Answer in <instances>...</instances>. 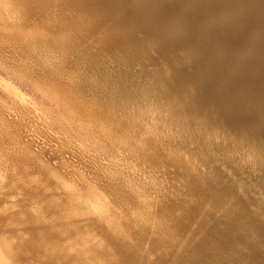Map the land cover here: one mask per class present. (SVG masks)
<instances>
[{"label":"clouds","instance_id":"9594fccd","mask_svg":"<svg viewBox=\"0 0 264 264\" xmlns=\"http://www.w3.org/2000/svg\"><path fill=\"white\" fill-rule=\"evenodd\" d=\"M57 2L66 5L65 16L74 17L82 27L54 36L47 34L45 43L54 55L22 61L0 53V108L10 114V120L22 114L51 116L54 112L62 124L61 134L78 158L72 174L53 173L52 178L60 185L57 190L84 218L94 220L123 245L138 247L145 234L149 240L179 243L175 261L190 238L195 248L204 233L193 236L194 224L181 239L174 224L158 215L168 181L166 170L157 161L182 159L198 175L197 169H206L197 158L206 161L211 157L254 175L264 174V138L221 126L214 115L200 109L194 95H181L162 80L145 79L139 65L127 78L99 71L84 51L97 39L88 30L86 14L74 10L76 0ZM77 44L79 48L70 55L68 50ZM29 64L47 75L33 72ZM165 76H170L166 65ZM6 82L18 85L26 94L23 105L2 91ZM13 159L15 145L5 144L0 137V165L5 169L0 172V190L7 182L6 169ZM66 181L75 185L77 192H66ZM97 195L119 221L122 232L109 228L92 212L90 204ZM218 196V191L209 190V198L201 201V216L213 213L217 220L237 227L243 221L237 219L235 198L224 197L218 202ZM5 208L9 206L5 204L0 212L4 213ZM260 218L264 220V215ZM9 227L0 228V264H95L98 260L121 264L117 250L98 233L106 244L103 250L95 244L83 249L64 241L45 248L44 255L38 251L34 255L39 244L27 233L8 231ZM148 248L145 243L144 251Z\"/></svg>","mask_w":264,"mask_h":264},{"label":"bare ground","instance_id":"6f19581e","mask_svg":"<svg viewBox=\"0 0 264 264\" xmlns=\"http://www.w3.org/2000/svg\"><path fill=\"white\" fill-rule=\"evenodd\" d=\"M129 2H130V0H128ZM133 1H135V0H133ZM141 1H143V0H141ZM183 1V0H182ZM184 1H186V0H184ZM196 1V0H195ZM198 1V0H197ZM196 1V2H197ZM229 1H232V0H229ZM239 1V0H238ZM129 2H128V4H129ZM146 2V3H145ZM187 2V1H186ZM185 2V3H186ZM190 2V1H189ZM189 2H187V3H189ZM191 2L192 3H194L192 0H191ZM204 2H205V0H204ZM223 2H227V0L226 1H224L223 0ZM153 3V4H152ZM187 3H186V5H183L182 7L184 8V6L186 7L187 6ZM235 3H236V1H235ZM242 3V2H241ZM240 3V4H241ZM205 4V3H204ZM222 4H224V3H221V5ZM226 4V3H225ZM232 4H234V1H233V3H230V5H232ZM236 4H239V3H236ZM240 4L238 5V6H240ZM126 5V6H125ZM198 5H200V4H198ZM188 6H190V4H188ZM192 7L194 6V5H191ZM190 6V7H191ZM200 6H202V5H200ZM199 6V7H200ZM223 6V5H222ZM227 6H229V3L227 4ZM233 6L234 5H232L231 6V8H233ZM236 7H237V5H235ZM73 8H74V10L76 11V12H79V13H82V14H86V16H87V18H88V22H89V24H90V27H89V31L92 33V35L93 36H96L97 37V39L96 40H94L93 41V43L92 44H89L88 45V47L84 50L86 53H87V55L89 56V59L91 60V61H93V63H94V65L98 68V70L99 71H104V70H108L109 72H111V73H113L114 74V76L115 77H120V78H127V77H130L131 75H130V69H133L132 67H133V65H134V63L136 62L135 61V59L136 60H139V58L141 57V55H139L138 57V59L135 57V59H134V54L137 52V50H139L140 52H141V54L143 55V53H144V49H147L146 51H156V50H158V49H156L157 47V44H155L154 46H152V43L151 44H148V45H144V48H143V46H140V44L138 45V39H140V40H142V36H143V39L144 38H146V36H144V33H146V32H153V30H155V29H150V30H146L145 32L143 31V28H150V27H154L155 25H157V23H158V25H160L159 23L161 22V20H163V19H166V10H164V5H163V3H162V1L161 0H155V1H151V2H149V0L148 1H146V0H144V2H143V4L142 3H138V2H136L135 1V4H133L132 3V6H127V2H126V0H76V3L72 6ZM195 7H196V5H195ZM194 7V8H195ZM225 7V6H224ZM66 8H67V6L66 5H62V4H59L58 2H57V0H0V53H4L5 51H7V52H5V53H10L12 56H15V55H13V54H16L17 55V57H18V59H20V57L22 56L23 57V55L25 56V58L23 57V59H26L25 61H28V60H30V59H32V58H34L35 56H37V55H54V50L53 49H51V48H49V47H47V45H46V43H45V41L49 38L48 37V35L47 34H49V35H58V34H61V33H63V32H65V31H70V30H77L78 28H80V27H82L81 25H79V22L78 21H76L75 20V18L74 17H68V16H65V12H66ZM133 8L135 9V10H133ZM139 8V9H138ZM182 8V9H183ZM196 8H198V6L196 7ZM195 8V9H196ZM226 8V7H225ZM132 9V10H131ZM138 9V11L136 12V10ZM181 9V10H182ZM199 9V8H198ZM197 9V10H198ZM239 10V9H238ZM143 13H142V12ZM232 11H234V10H232ZM129 12H130V14H129ZM217 12V11H216ZM242 11H240V12H238V15L241 13ZM244 13V12H243ZM243 13H241V15L242 16H244V14ZM246 13V12H245ZM217 15H215L216 17H218V13H216ZM247 14V13H246ZM138 15H140V16H138ZM220 15H222L221 13H220ZM219 15V16H220ZM230 15V14H229ZM237 15V14H236ZM237 15V16H238ZM240 15V16H241ZM127 16H128V19H130L131 20V24H129V23H127L128 22V20H127ZM235 16V15H234ZM236 16V18H238ZM242 16H241V18H242ZM130 17V18H129ZM221 17V16H220ZM227 17V15L226 16H224L223 15V18H226ZM230 17V16H229ZM245 18H243V19H245V21H247L246 20V16H244ZM222 18V19H223ZM228 18V17H227ZM240 18V17H239ZM238 18V19H239ZM241 18L239 19V20H237L235 23L237 24V25H239L238 23H240V22H242V21H240L241 20ZM168 19V18H167ZM231 19V18H230ZM242 19V20H243ZM218 20H219V18H218ZM221 20V19H220ZM232 20V19H231ZM235 20V18L232 20V22ZM127 21V22H126ZM165 21V20H164ZM225 21H229V19L228 20H225ZM124 22H126L125 24H124ZM130 22V21H129ZM172 22V21H171ZM227 22H225L226 24H228ZM165 23H166V21H165ZM169 24H170V22H168ZM174 24L176 23V21L175 22H173ZM173 23H171V25L169 26V27H171L172 28V26L174 27L175 25H173ZM229 23H231V21L229 22ZM243 23H245V22H243ZM243 23L241 24V25H243ZM248 23V22H247ZM124 24V25H123ZM155 24V25H154ZM162 24V23H161ZM167 24V23H166ZM169 24H167V25H169ZM235 24V25H236ZM158 25H157V27H158ZM229 25V24H228ZM231 25H233L232 23H231ZM163 26V25H162ZM210 26L211 25H209L208 26V28H210ZM143 27V28H142ZM167 27V26H166ZM203 27V26H202ZM202 27H201V29H202ZM242 27V26H241ZM240 27V28H241ZM244 27V26H243ZM165 28V27H164ZM177 28V27H176ZM175 28V29H176ZM179 28V27H178ZM205 28V27H204ZM203 28V29H204ZM208 28H207V30H208ZM232 28H234V29H237L234 25H233V27ZM231 28V29H232ZM238 28H239V26H238ZM240 28H239V30H240ZM157 29V28H156ZM169 28H166V31L168 30ZM173 29V28H172ZM200 29V30H201ZM212 29V28H211ZM152 30V31H151ZM174 30V29H173ZM173 30H168V34L166 33V31H164V32H162V34H161V37L160 36H157V37H160L159 38V40L157 41V42H161L162 43V46L160 45V49H163L161 52L165 55V54H167V52L169 51H172L171 50V46H170V43H169V41L171 42V40H168V36L170 35H172L171 34V32L173 31ZM233 30V29H232ZM37 31V32H36ZM162 31H163V29H162ZM180 31V30H179ZM211 31V30H210ZM209 31V32H210ZM235 31V30H234ZM160 31H158V33L157 34H155V33H153V34H155V35H158V34H160L159 33ZM177 31H175L174 32V34L176 33ZM233 32V31H232ZM236 32H237V34H238V31L236 30ZM240 32H241V30L239 31V34H240ZM46 33V34H45ZM178 33V32H177ZM181 33V32H180ZM201 33V32H200ZM208 33V32H207ZM234 33V32H233ZM143 34V35H142ZM148 33H146V35H147ZM182 34V33H181ZM210 34V33H209ZM236 35V34H235ZM242 35V34H241ZM240 35V36H241ZM153 36V35H152ZM169 36V37H170ZM173 36V35H172ZM175 37L177 36L176 34L174 35ZM179 36V35H178ZM186 37H187V35H185ZM240 36H239V38L238 39H240ZM156 37V38H157ZM202 37V36H201ZM200 37V38H201ZM242 37V36H241ZM180 38V37H179ZM194 38V37H193ZM209 38H212V37H209ZM208 38V39H209ZM148 39H149V37H148ZM161 39V40H160ZM174 39V38H173ZM177 39V38H176ZM180 39H182V38H180ZM180 39H178V40H180ZM205 39H206V37H205ZM222 39V38H221ZM223 39H225V38H223ZM241 39H243V37L241 38ZM139 40V41H140ZM147 40V39H146ZM195 40L196 39H194V42H195ZM199 40H201V39H199ZM210 40V39H209ZM208 40V41H209ZM228 40V39H227ZM226 40V43L225 44H227V41ZM237 39H235V41H236ZM175 41V40H174ZM173 41V42H174ZM183 41H185V40H183ZM182 40H181V42H183ZM189 41V40H188ZM207 41V42H208ZM213 41V40H212ZM214 41H217V40H214ZM213 41V43H215ZM220 41H223V40H220ZM225 41V40H224ZM231 41V40H230ZM242 41V40H241ZM143 42V41H142ZM173 42H171V44H174ZM176 42V41H175ZM179 42V41H178ZM175 43L176 45H179V43H181V42H179V43ZM193 41H191V42H189L191 45H193V43H194ZM199 42H201V41H199ZM233 42V41H232ZM232 42H231V44H232ZM236 42H238V40L236 41ZM236 42H235V44H236ZM81 43H83V41H81ZM144 43V42H143ZM146 43H148V40L146 41ZM150 43V42H149ZM165 43V44H164ZM224 43V42H223ZM222 43V44H223ZM229 43V42H228ZM245 43H246V41H245ZM248 43V42H247ZM145 44V43H144ZM183 44H185V43H183ZM216 44L218 45V43L216 42ZM215 44V45H216ZM241 44V43H240ZM243 44V43H242ZM249 44V43H248ZM247 44V45H248ZM158 45H159V43H158ZM182 45V44H181ZM181 45H180V47L179 48H183L184 47V45H183V47H181ZM188 45V44H187ZM202 45V44H201ZM215 45H212V47L213 46H215ZM221 45V44H220ZM224 45V44H223ZM222 45V47H224ZM239 45V44H238ZM252 45V44H251ZM174 45H172V47H173ZM200 46V45H199ZM226 47L228 46V45H225ZM229 46H230V44H229ZM233 46V44L231 45V47ZM241 45H239V46H237V48H238V50L237 51H239V47H240ZM243 46V45H242ZM242 46H241V48H242ZM246 46V45H245ZM147 47V48H146ZM178 47V46H177ZM187 47V46H186ZM193 47H194V45H193ZM196 47V46H195ZM218 47V46H217ZM219 47H221V46H219ZM249 47V46H248ZM251 47V46H250ZM254 47V46H253ZM76 48H79V44H77V45H75L74 47H72V48H70L69 50H68V52H69V54L70 55H74L75 54V50H76ZM159 48V47H158ZM200 48V47H199ZM198 48V49H199ZM216 48V47H215ZM240 48V49H241ZM256 48V47H255ZM29 49H30V51L31 52H29ZM173 49V48H172ZM193 49V48H192ZM196 49V48H195ZM219 49V48H218ZM229 49V48H228ZM228 49H227V51H228ZM235 49H236V45H235ZM182 50V49H181ZM181 50H178V51H181ZM184 50V49H183ZM197 50V49H196ZM211 50H213V49H211ZM220 51H221V48L219 49ZM217 51V49H216V52L215 53H217L218 52V54H220L219 52L220 51ZM223 50H226V49H224L223 48ZM230 50V49H229ZM242 50V49H241ZM240 50V51H241ZM145 51V52H146ZM165 51H167L166 53H165ZM199 51H201V50H199ZM239 51V52H240ZM152 52V53H153ZM161 52H159V55H160V53ZM174 52V51H173ZM184 53H185V50L183 51ZM212 52V51H211ZM214 52V51H213ZM212 52V53H213ZM225 52V51H224ZM231 52H232V50H231ZM233 52H234V50H233ZM232 52V53H233ZM247 52V51H246ZM246 52H244L243 51V53H245L246 54ZM251 52H252V49H251ZM156 53V52H155ZM172 53V52H171ZM170 53V54H171ZM175 53V52H174ZM177 53V52H176ZM188 53V52H187ZM214 53V55L215 56H217L216 54ZM235 53L237 54V55H239L237 52H234L233 54H234V56H236L235 55ZM249 52H247V54H248ZM138 53H136V55H137ZM140 54V53H139ZM151 54V53H150ZM154 54V53H153ZM191 54V53H190ZM211 54V53H210ZM226 54V53H225ZM240 54H242V53H240ZM246 54V55H247ZM253 54H254V52H253ZM148 55V54H147ZM157 55V54H156ZM174 55V54H173ZM177 55H180V54H177ZM176 55V56H177ZM184 55V54H183ZM182 55V56H183ZM187 55H189V54H187ZM200 55V54H199ZM214 55H212V57L214 56ZM229 55V54H228ZM251 55V54H250ZM249 55V56H250ZM153 56V58H154V55H152ZM151 56V57H152ZM161 56V55H160ZM170 56H172V55H170ZM185 56V55H184ZM194 56V55H193ZM202 55H200V56H198V57H201ZM214 56V57H215ZM219 56V55H218ZM217 56V57H218ZM225 56V55H224ZM223 56V57H224ZM231 56V55H230ZM240 56H242V55H240ZM150 57V58H151ZM162 57H163V55H162ZM161 57V58H162ZM166 59L169 57V55L168 56H164ZM178 57V56H177ZM181 57V56H180ZM187 57V56H186ZM189 57H192L191 55L189 56ZM187 58V59H190V58ZM194 57H197V54L194 56ZM197 57V58H198ZM211 57V56H210ZM222 58V56H219L218 58ZM229 56H227V57H225L227 60L229 59V58H231V57H229ZM237 57V56H236ZM236 57H233V59L235 58L236 59ZM15 58H16V56H15ZM14 58V59H15ZM158 58H159V56H158ZM158 58L156 57V60H157V62H158ZM161 58H159V59H161ZM171 58V57H170ZM196 58V59H197ZM225 58L223 59V60H225ZM17 59V58H16ZM22 59V60H23ZM144 59V58H143ZM143 59H141V60H143ZM166 59H164V60H166ZM193 58H191L190 60H192ZM195 59V58H194ZM194 59H193V61H194ZM198 59H200V58H198ZM242 59V58H241ZM171 60V59H170ZM186 60V59H185ZM185 60H184V62H185ZM231 60V59H230ZM134 61V62H133ZM140 61V60H139ZM139 61H138V63H137V65L139 64ZM155 61V60H154ZM161 61V60H160ZM168 61V60H167ZM196 62H197V64L196 65H199V64H202V62L200 61V63L198 64V61L199 60H195ZM194 61V62H195ZM237 61H239V60H237ZM243 60H241V62H242ZM132 62H133V65H132ZM141 62H143V61H141ZM153 61H152V59H151V63H152ZM189 62V61H188ZM193 62V64L195 65V63ZM227 62V61H226ZM231 62H233L232 60H231ZM234 62H235V60H234ZM136 63H135V65H136ZM150 63V60L148 61V64ZM154 63L155 64H157L156 66L154 65ZM161 63L162 62H160V65H161ZM163 63H164V61H163ZM162 63V64H163ZM171 63V64H170ZM170 65H172V62L170 61ZM183 63V62H182ZM192 63V62H191ZM190 63V64H191ZM221 63H223V62H221ZM220 63V64H221ZM229 63H230V61L228 62V63H226V64H228L229 65ZM158 64L159 63H156V62H153V64H151V65H154V67H155V69H154V67L152 68V66L151 67H149V68H151L152 70L150 71V69H149V71H148V68H147V71L151 74V75H149V76H151V78H153V80H161L162 79V81H163V78L160 76V75H162V74H160V71L162 70L161 68H159L158 67ZM165 64V63H164ZM167 64H168V62H167ZM169 64H168V70H169ZM178 64V63H177ZM205 64V63H204ZM204 64H202L203 66H205V68H206V66H209L210 64L209 63H207L206 65H204ZM219 64V65H220ZM223 64H225V62L223 63ZM225 64V65H226ZM231 64V63H230ZM233 64V63H232ZM236 64H237V62H236ZM241 63H239L238 64V66L240 65ZM189 65V64H188ZM195 65V66H196ZM224 65V66H225ZM234 65V64H233ZM233 65H230L231 67H233ZM243 65H245V63L244 64H242V66ZM29 67H31L32 68V71L34 72H38L39 73V75L41 74V75H47V73L46 72H41V69H40V67H33L32 65H28ZM132 66V67H131ZM139 66H141V67H143V65H140L139 64ZM150 66V65H149ZM167 66V65H166ZM173 66H174V63H173ZM172 66V67H173ZM179 66H181V65H179ZM195 66H194V68H195ZM202 66V67H203ZM223 65L221 66V67H224ZM241 66V67H242ZM135 68H136V66H134ZM160 67H162V66H160ZM176 67V66H175ZM174 67V68H175ZM178 67V66H177ZM197 67V66H196ZM201 67V68H202ZM220 67V66H219ZM226 67V66H225ZM235 67H236V65H235ZM240 67V66H239ZM241 67H240V69H241ZM161 69L160 71L159 70H157V69ZM164 68V67H163ZM171 68V67H170ZM180 68L182 69V67H179V70H180ZM197 68H199V67H197ZM209 68H210V66H209ZM216 68V67H215ZM214 68V69H215ZM227 69H228V67H226ZM230 68V67H229ZM237 68V67H236ZM244 68H246V67H242V70H244ZM165 69V68H164ZM177 69V68H176ZM183 69H184V66H183ZM182 69V70H183ZM188 69V68H187ZM187 69H186V71H187ZM212 69H213V67L212 68H210V70L212 71ZM213 69V70H214ZM225 69V68H224ZM258 69V68H257ZM262 69H264V68H262ZM141 70V69H140ZM144 70H146V69H144ZM171 70V69H170ZM172 70H173V68H172ZM198 71L200 70V69H197ZM196 69H192L191 71H187V73L185 74L187 77V79H188V82H189V80H190V84H191V80H195L196 82L199 80V79H202L201 77L199 78L198 76L199 75H197L198 73V71H197ZM218 70V69H217ZM220 70H222V69H220ZM226 70V69H225ZM234 70V68L231 70V72ZM238 70V69H237ZM261 70V69H260ZM132 71V70H131ZM143 71V70H142ZM142 71H141V73H142ZM164 71V70H163ZM176 71H178V70H176ZM219 71V70H218ZM227 71V70H226ZM240 70H238V72H239ZM245 71V70H244ZM133 72V71H132ZM131 72V73H132ZM148 72L146 73L147 74V76H148ZM205 72V71H204ZM207 72H209L208 71V68H207ZM222 72L224 73V71H221V73L219 74V75H221L222 74ZM235 72V71H234ZM237 71H236V73H238ZM37 73V74H38ZM143 73H145L144 71H143ZM170 73H172V72H170ZM180 73V72H179ZM182 73H183V71H182ZM202 74H204L203 72H201ZM211 73V72H210ZM242 73H244L243 71H241V74ZM138 74H140V73H138ZM208 75V79H211V80H213V77L211 78V76H209V73H207ZM213 74V73H212ZM228 74V73H227ZM164 75H165V71H164ZM173 75H174V77H176V78H178V76H176L175 75V73H173ZM181 75V74H180ZM205 75V74H204ZM203 75V76H204ZM211 75V74H210ZM228 75H230V74H228ZM228 75L227 76H225V78L226 77H228ZM231 75H233V74H231ZM231 75L228 77V78H231ZM234 75H237L236 76V78H238V75H240V74H234ZM262 75H264V74H262ZM154 76H158L157 78L155 77V79H154ZM171 76V75H170ZM201 76V75H200ZM255 76L256 75H254V76H252V77H254L253 79H256L255 78ZM144 77V76H143ZM181 77V76H180ZM206 77V76H205ZM221 77H222V75H221ZM146 78V77H145ZM148 78V77H147ZM146 78V79H147ZM170 78V77H169ZM169 78L168 79H166V80H168L169 81ZM176 78H174L175 80H177L178 81V79H176ZM182 78H183V74H182ZM185 78V77H184ZM189 78H191V79H189ZM233 78V77H232ZM240 78H241V75H240ZM240 78H239V81H242V80H240ZM244 78V77H243ZM248 78V77H247ZM249 78H250V76H249ZM248 78V79H249ZM259 78V77H258ZM261 78V77H260ZM262 78H264V77H262ZM180 79V78H179ZM203 79H204V77H203ZM222 79V78H221ZM235 79V78H234ZM180 80H183V79H180ZM185 80V79H184ZM205 80H207V78H205ZM205 80H202V81H200V83L202 82L203 83V81L205 82ZM219 80H220V78H219ZM222 80H224V79H222ZM222 80H221V82H222ZM245 80H246V78H245ZM257 80H259V79H257ZM262 80H264V79H262ZM171 82L173 81L172 79L170 80ZM194 81V82H195ZM215 81V83H216V81L217 80H213V81H211L212 83V88L214 87L213 85H214V82ZM237 81H238V79H237ZM249 81V80H248ZM250 81H251V78H250ZM254 81V80H253ZM253 81H252V83H253ZM256 81V80H255ZM254 81V83H258L259 82V84H260V81H256L255 82ZM163 82H165V83H167L165 80L163 81ZM182 82V81H181ZM185 82L186 83H188L186 80H185ZM195 82V83H196ZM210 82V81H209ZM220 82V81H219ZM224 82H226V81H224ZM244 82V81H243ZM174 83V82H173ZM176 83V82H175ZM186 83L184 84V86L186 85ZM193 83V82H192ZM199 83V81L193 86V88L195 87V86H197V84ZM200 83H199V86H197L198 87V89H199V87L200 88H202V90H200V91H198L197 93H199V94H196L198 97H199V100H197V102L198 101H202V100H204V101H206V100H208V102L210 101V103H211V99H213L214 97H215V95L217 94H215V92L214 91H216L217 90V86H216V84H215V87H216V90H214V91H212L211 90V92H213V94L214 95H211V92H208L207 90L209 89V87H207L208 85H211L210 83L208 84L207 83V81L205 82L206 84H208V85H206V84H204L203 83V85L202 86H200ZM218 83V82H217ZM241 83V82H240ZM245 83H247V81L245 82ZM251 83V85L253 86V84ZM262 83H264V81H262ZM262 83L259 85L260 87H261V85H262ZM171 84V83H170ZM179 84H181V83H179ZM179 84H175V85H179ZM190 84H188V86L190 85ZM239 84V83H238ZM7 85H8V83H7ZM12 85V84H11ZM172 85V84H171ZM170 85V86H171ZM175 85H173V86H175ZM193 85V84H192ZM204 85H206V87L208 88V89H206V91H204L203 90V88H205V86ZM220 85V84H219ZM223 85V84H222ZM224 85H226L225 83H224ZM223 85V86H224ZM244 85H246V84H244ZM251 85H247V86H250L251 87ZM255 85V84H254ZM257 85V84H256ZM255 85V87H257V89H259L258 88V86H256ZM14 86V88H15V84L13 85ZM18 86V85H17ZM16 86V87H17ZM182 86V85H181ZM237 87H238V85H236ZM239 86H240V84H239ZM5 87H6V84H5ZM5 87H3V89L5 88ZM176 87V86H175ZM183 87V86H182ZM186 87V86H185ZM192 87V86H191ZM196 87V88H197ZM210 87V88H211ZM214 87V88H215ZM219 87L220 86H218V89H219ZM226 87V86H225ZM228 88H229V85L227 86ZM241 87V86H240ZM245 87V86H244ZM10 88V85H9V87H8V89ZM12 88V87H11ZM171 88H172V86H171ZM189 88V87H188ZM188 88H187V90H185V91H189V93H191L190 92V90H188ZM196 88H194V90H196ZM213 88V89H214ZM228 88H225V89H228ZM242 89H243V87H241ZM3 89H2V91H3ZM16 89H19L18 91H20V88H15V89H13V91L14 90H16ZM174 89V88H173ZM176 89V88H175ZM178 90H180V89H182V88H180V86L177 88ZM183 89H185L184 87H183ZM182 89V90H183ZM189 89H192V88H189ZM221 89H223L224 90V87H221ZM236 89V88H235ZM235 89H233L234 90V92H236L238 89L240 90V88L238 87V89H236V91H235ZM256 89V90H257ZM262 89H264V87H262ZM5 90V89H4ZM10 90V89H9ZM6 91L5 93H7V92H9L10 93V91ZM246 90V89H245ZM245 90H242V91H245ZM261 90V89H260ZM184 91V92H185ZM197 91V90H196ZM226 91V90H225ZM224 91V92H225ZM231 91V90H230ZM254 91V90H253ZM258 91V90H257ZM262 91V90H261ZM15 92H17V91H15ZM176 92H177V90H176ZM182 93H183V91H181ZM218 92H220V90L218 91ZM222 92V91H221ZM224 92H222V93H224ZM239 92V91H238ZM241 92V91H240ZM240 92H239V95H240ZM248 92V91H247ZM247 92L245 93V94H247ZM259 92V91H258ZM181 93V95H184V94H182ZM192 93L194 94V92H193V90H192ZM191 93V94H192ZM196 93V92H195ZM227 93H228V95H229V91L227 90ZM231 93H232V91H231ZM252 93H254V92H252ZM262 93H264V92H262ZM226 94V93H225ZM235 94V93H234ZM259 94H261L260 92H259ZM258 94V95H259ZM14 95V97H15V93L13 94ZM18 93H17V95H16V99H17V97H18ZM187 95V94H186ZM222 95V94H221ZM231 95V94H230ZM232 95H233V93H232ZM231 95V96H232ZM244 95V94H243ZM257 95V94H256ZM1 96V95H0ZM11 96H12V94H11ZM26 95H24V97H25ZM189 96H190V94H189ZM220 96V95H219ZM238 96V95H237ZM19 97H20V95H19ZM27 97V96H26ZM25 97V100L27 99ZM236 97V96H235ZM242 97V96H241ZM245 96H243V98H244ZM247 97L248 96H246L245 98L247 99ZM1 98V97H0ZM215 98H218V100L215 102V99H214V101H213V103L215 102V103H217L218 101H219V97H215ZM221 98V97H220ZM239 98H240V96H239ZM245 98H244V100H245ZM252 98H255V97H252ZM20 99V98H19ZM195 99H197L196 97H195ZM223 99H225V96L224 97H222V99L221 100H223ZM249 99V98H248ZM250 99H251V97H250ZM257 98H255V100H256ZM228 101V98H226L225 99V102H227ZM235 100V99H234ZM252 100V99H251ZM21 102H24L23 100H20ZM229 101H230V99H229ZM229 101H228V103H229ZM233 101V100H232ZM230 101V103H232V105H233V102H235V101ZM236 101H237V97H236ZM241 100H239V102H240ZM258 101V100H257ZM256 101V102H257ZM260 101V100H259ZM20 102V104L22 105V103ZM208 102H204L205 104L206 103H208ZM238 102V101H237ZM241 102H243V101H241ZM246 102V101H245ZM261 102H264V101H261ZM200 103V102H199ZM203 103V102H202ZM201 103V104H202ZM209 103V104H210ZM215 103L213 104L214 106H215ZM219 103V102H218ZM217 103V104H218ZM221 103V102H220ZM230 103H229V105H228V107L230 106ZM247 103L248 102H246V103H243V104H245V105H247ZM253 103H255V101L253 102ZM212 104V103H211ZM222 104V103H221ZM237 104V103H236ZM239 104V103H238ZM240 104H242V103H240ZM252 104V103H251ZM250 104V105H251ZM258 104V103H257ZM262 104V103H261ZM47 105V104H46ZM200 105V104H199ZM223 105V104H222ZM227 105V104H226ZM244 105V106H245ZM249 104H248V106H250ZM259 105V104H258ZM258 105H256L255 104V108L254 109H256L257 108V106ZM262 105H264V104H262ZM47 106H50V105H47ZM205 106V105H204ZM211 106V105H210ZM213 106V107H214ZM235 106V105H234ZM241 105H238V106H236V107H240ZM261 106V105H260ZM200 107V106H199ZM203 107V106H202ZM207 107H209V105L207 106ZM213 107H210V109L212 108L213 109ZM216 107V106H215ZM214 107V108H215ZM227 107V108H228ZM236 107H235V109H236ZM246 107V106H245ZM250 107H252V106H250ZM261 107H264V106H261ZM261 107H259L260 109H261ZM204 108H206V106L204 107ZM222 108H224V107H222ZM226 108V109H227ZM230 108V107H229ZM233 108V107H232ZM241 108V107H240ZM253 108V107H252ZM251 108V109H252ZM1 109V108H0ZM207 109V108H206ZM209 109V108H208ZM209 109V110H210ZM218 109V108H217ZM242 109V108H241ZM247 109V108H246ZM245 109V110H246ZM251 109H249L248 111H251ZM258 109V108H257ZM201 110H203L202 108H201ZM219 110V109H218ZM218 110H216V111H218ZM18 111H19V109H18ZM20 111H22V110H20ZM214 111V110H213ZM230 112H231V109L229 110ZM239 111V110H238ZM241 111H243L242 113H244V109H242ZM240 111V112H241ZM0 112H4V111H0ZM221 112V111H220ZM245 112H247V111H245ZM255 112V111H254ZM262 113H264V111H261ZM0 114V116H2L3 114ZM208 113H209V111H208ZM222 113V112H221ZM224 113V112H223ZM256 113H258V111L256 112ZM5 114V113H4ZM54 114V113H53ZM216 114V113H215ZM225 114V113H224ZM233 114V113H232ZM235 114V113H234ZM234 114L232 115V116H234ZM247 114V113H246ZM10 114H7V116H9ZM29 116H30V114H28ZM31 115H33V114H31ZM210 115V114H209ZM226 115V114H225ZM225 115H223V116H225ZM240 116L242 115V114H239ZM262 115H264V114H262ZM3 116H5L6 117V115H3ZM23 116L24 117H26L27 115H21V117L23 118ZM29 116H28V118L26 119L25 118V120L28 122V123H30V119H32L31 117H30V119H29ZM53 116V115H52ZM52 116H50V117H52ZM221 116V115H220ZM219 116V117H220ZM227 116V115H226ZM231 116V115H230ZM230 116H228V117H230ZM259 115H257V117H258ZM17 118L18 120H20V119H22V118ZM34 117H35V119H37L38 120V118H36V115H34ZM43 117V116H42ZM56 117V116H55ZM217 117H218V115H217ZM216 117V118H217ZM219 117L217 118V120L219 119ZM242 117H244V116H242ZM260 117V116H259ZM46 118H49L48 116L47 117H45V119ZM239 118V117H238ZM2 119H3V117H2ZM1 118H0V120L2 121L1 123H2V125H1V127L2 126H5V125H3V123H4V121L3 120H5V119H3L2 120ZM8 119V118H7ZM6 119V123H8L9 122V120H7ZM12 119H15L14 121L18 124V125H20L21 123H18L17 121L18 120H16V118H11V120ZM24 119V118H23ZM40 119V122H42L41 120H42V118L40 117L39 118ZM45 119H43V124L45 125V126H43L44 128L45 127H47V126H49V124H45ZM52 119V118H51ZM56 118H54V116H53V119L52 120H55ZM222 119H225V120H227V118H222ZM229 120L231 119V118H228ZM237 119V118H236ZM262 119V118H261ZM260 119V120H261ZM10 120V121H11ZM33 120V119H32ZM36 120V121H37ZM45 120V121H44ZM220 121H222L221 119H219ZM232 120H234V119H232ZM231 120V121H232ZM8 121V122H7ZM35 121V120H34ZM39 121V120H38ZM56 121V120H55ZM57 121H58V119H57ZM56 121V122H57ZM236 121V120H235ZM235 121H232L234 124H236V122ZM241 121V120H240ZM239 121V122H240ZM244 121V120H243ZM261 121H264V119H262ZM20 122V121H19ZM25 122V121H24ZM27 122H25L26 124H28ZM33 122V121H32ZM40 122H38L39 123V127H40V125H42ZM46 122H51L50 124V126H49V130H50V127L52 126V124H53V122L50 120H48L47 119V121ZM55 122V123H56ZM232 122H229V125H230V123L232 124ZM245 122V121H244ZM243 122V123H244ZM6 123H4V124H6ZM10 123H12V122H10ZM9 123V124H10ZM34 124H35V122H33ZM32 123V124H33ZM37 123V122H36ZM37 123V124H38ZM54 123V124H55ZM58 124H59V122H57ZM56 123V124H57ZM219 123V122H218ZM224 123V122H223ZM222 123V124H223ZM246 123H248V122H246ZM256 123V122H255ZM254 123V124H255ZM262 123V122H261ZM14 123H12L11 125H13ZM16 124V125H17ZM22 124H24L23 123V121H22ZM21 124V126L23 127V125ZM26 124H24V126L26 125ZM53 124V125H54ZM55 124V125H56ZM57 124V125H58ZM239 123H237V125H238ZM15 125V124H14ZM13 125V126H14ZM29 126H31V124H28ZM47 125V126H46ZM56 125V126H57ZM59 125H62L61 123L59 124ZM58 125V126H59ZM224 125H226V122H225V124ZM250 125V124H249ZM256 125V124H255ZM261 125V124H260ZM6 126L7 127H9L10 125H7L6 124ZM13 126H12V129L10 130V129H8V128H2L4 131H3V133L5 132V130L7 129V131H14L13 130ZM34 126V125H33ZM36 127H37V125H35ZM226 126H228V125H226ZM225 126V127H226ZM239 126V125H238ZM237 126V127H238ZM251 126V125H250ZM262 126H264V125H261V127ZM16 127V126H15ZM18 127V126H17ZM16 127V128H17ZM27 127V126H26ZM39 127H37V128H35V127H27L28 129H32V128H35V129H37L38 130V128ZM237 127H236V129H237ZM241 127V126H240ZM244 127V126H243ZM248 127V126H247ZM254 128H255V126H253ZM19 128H20V126H19ZM18 128V129H19ZM24 128V127H23ZM22 128V129H23ZM41 128V127H40ZM52 128V127H51ZM54 128V127H53ZM52 128V129H53ZM59 128V127H58ZM229 128V127H228ZM235 128V127H234ZM239 128V127H238ZM252 128V127H251ZM254 128H252V129H254ZM257 128V127H256ZM256 128H255V130H256ZM1 129V130H2ZM46 129H48V128H46ZM56 127L54 128V130H55V133H56ZM60 129V128H59ZM59 129H57L58 131V133H59ZM243 129V128H242ZM245 129H246V126H245ZM25 130V129H24ZM32 130H34V129H32ZM31 130V131H32ZM40 130V129H39ZM38 130V131H39ZM43 130V129H42ZM42 130L41 131H39V132H41L42 133ZM237 130H240V128L239 129H237ZM236 130V131H237ZM247 130H250V129H247ZM10 131H9V133H10ZM23 131V130H22ZM21 131V129H20V132H22ZM27 131V130H26ZM25 131V132H26ZM28 131H30V130H28ZM36 131V130H35ZM46 130L44 129V131L43 132H45ZM235 131V132H236ZM250 131H254V130H250ZM262 131H264V128H262ZM16 132H19V130L17 131V129H16ZM16 132H14L15 134H16ZM37 132V131H36ZM47 132H49L48 130H47ZM47 132H46V134H47ZM51 133H52V136L51 137H53L54 135L53 134H55L54 133V131L52 132V130L50 131ZM60 132H61V129H60ZM238 132V131H237ZM241 132H243V131H241ZM246 132V131H245ZM257 132V131H256ZM255 131H254V133H256ZM2 133V131L0 132V134ZM2 133V134H3ZM6 133V132H5ZM32 133H34V132H32ZM38 133V132H37ZM37 133H35V134H37ZM40 133V134H41ZM50 133V134H51ZM57 133V134H58ZM7 134H8V132H7ZM11 134V133H10ZM12 134H13V132H12ZM21 135L23 134L24 135V133L22 132V133H20ZM20 134H16L17 136L18 135H20ZM26 134V137H27V134H28V132L27 133H25ZM34 134V135H35ZM40 134H38L37 136H41ZM44 134V133H43ZM56 134V135H57ZM60 134V133H59ZM59 134L57 135V136H59ZM258 135H259V132L257 133ZM5 136H6V134H4ZM4 135H0V137L2 136V137H4ZM20 135V136H21ZM22 135V136H23ZM30 135H31V133H30ZM48 136H49V134H47ZM44 136V138H45V141L46 142H43V140L41 139V141L43 142H41L42 144H44V143H46V145L48 144V136ZM250 135H252V132H251V134ZM8 136V135H7ZM11 136H13V135H10V136H8V139L11 137ZM17 136H14V138L16 139L17 138ZM21 136V137H22ZM29 136V135H28ZM49 136V137H50ZM56 136V137H57ZM62 136V135H61ZM254 136V135H253ZM19 137V136H18ZM25 136H23V138H24ZM32 137H34V136H32ZM35 137H36V135H35ZM5 138V137H4ZM3 138V139H4ZM7 138V137H6ZM6 138H5V140H4V143L6 144ZM12 138V137H11ZM11 138H10V141H13V140H11ZM29 138V137H28ZM30 138H31V136H30ZM37 138H39V137H37ZM36 138V139H37ZM41 138V137H40ZM39 138V139H40ZM58 139L60 138V137H57ZM56 138V139H57ZM61 138H63V139H61ZM60 138V142L61 143H63V145L62 146H64V147H68L70 144L68 143H65L64 144V137H61ZM13 139V138H12ZM22 139V138H21ZM20 139V140H21ZM25 139V138H24ZM23 139V140H24ZM36 139H34L33 138V140H35L36 141ZM51 140L53 139L54 141L56 140V139H54V137L53 138H50ZM57 139V140H58ZM26 140V139H25ZM30 139H28V141H29ZM33 140H31V141H33ZM6 141V142H5ZM16 141V140H15ZM17 141H18V139H17ZM48 141V142H47ZM53 141V142H54ZM63 141V142H62ZM9 142V141H8ZM14 142V141H13ZM12 142V143H13ZM19 142V141H18ZM21 142V141H20ZM19 142V144L21 145V146H24L23 144H26L27 143V140L25 141L26 143H23V144H21ZM34 142V141H33ZM39 142V144H41L40 143V141H38ZM51 142V141H50ZM52 142V143H53ZM58 142V141H57ZM66 142H68V139L66 140ZM10 143V142H9ZM12 143H10V144H8L7 143V145H12ZM29 144H30V141L28 142ZM51 143V144H52ZM55 143H56V141L53 143L54 145H55ZM59 143V142H58ZM56 144L57 146L58 145H60L61 146V143L60 144ZM14 145H16V144H18L17 142L15 143H13ZM33 145L32 146H34V145H36L35 143H32ZM28 145V144H27ZM38 145V144H37ZM37 145L35 146V147H37ZM46 145H41L42 147H46ZM49 146H47V147H50V143L48 144ZM17 146V145H16ZM15 146V147H16ZM30 146H31V144L29 145V149L28 150H25V154H27V155H30V153L28 154V152H29V150H30ZM31 146V147H32ZM39 146V145H38ZM52 146V145H51ZM56 146V147H57ZM71 146V145H70ZM20 147V146H19ZM19 147H17V148H19ZM25 147V146H24ZM52 147H54V146H52ZM26 148H28V147H26ZM34 148V147H33ZM38 148V147H37ZM36 148V149H37ZM39 148H40V146H39ZM37 149L40 153H41V151L44 149V148H41L42 150H40V149ZM60 148V147H59ZM25 149V148H24ZM23 149V147H22V151L24 150ZM50 149V148H49ZM58 149V148H57ZM57 149L55 148H53V152H54V150L55 151H57ZM61 149H63V148H61ZM65 149V148H64ZM63 149V151H65ZM70 149H72V147H68V151H69V154H68V151H67V149H66V151H67V153H66V151L64 152V153H66L65 155H70V152H71V150ZM21 150L19 149V151L21 152ZM50 150H52V149H50ZM17 151V153L18 154H20V152L18 151V150H15V152ZM31 151V150H30ZM44 151V150H43ZM47 151V150H46ZM45 151V152H46ZM61 151V150H60ZM73 151V150H72ZM33 152H36L35 151V149H34V151ZM44 152V156H46L47 155V153H45ZM48 154H50L51 152L48 150ZM62 152V151H61ZM61 152H59L58 154H60ZM22 153V152H21ZM43 153V152H42ZM63 152H62V154H64ZM73 153L74 152H71V154L73 155ZM16 154V153H15ZM18 154H16V155H18ZM25 154H23L22 155V157H18V156H16L15 155V158L16 157H18V159H17V161H16V164H17V166L19 165V167H21V169L23 170V172L22 173H24V171L26 170L25 169V167L27 168L28 167V165H30V162H27V161H29L30 159H29V157L27 156V158H26V156H25ZM33 154V153H32ZM52 154L53 153H51V155H49L51 158H60V156L62 155V154H60V156H58V157H53L54 155H56V153L52 156ZM34 155V154H33ZM33 155H32V157H33ZM64 155V157H66V158H68V157H70V156H65ZM19 156H21V154L19 155ZM23 156H25V158L23 157ZM31 156V155H30ZM37 156H38V154H37ZM40 156V155H39ZM43 156V158H46V160H48L49 162H47V163H49V164H47V165H49L50 167H52L54 164V162L52 163V166L50 165L51 164V161H50V159H48V158H50V157H48L47 158V156L46 157H44ZM63 156V155H62ZM20 158H23V159H21L20 160ZM34 158H35V155H34ZM38 158V157H37ZM58 158V159H59ZM61 158H63V157H61ZM60 158V160H62ZM66 158H63V160L64 159H66ZM71 158H72V156H71ZM75 158H77V156L75 157ZM15 159V160H16ZM40 159V158H39ZM58 159H57V161H58ZM69 160H70V158H68ZM210 158H208L206 161L205 160H203V159H199V158H197V162L199 163V164H201L202 166H203V168L204 169H206V172H200V170L199 169H197V173H199L198 175L197 174H193L192 172H191V169L190 168H188L186 165H184V166H186L185 168H181L182 169V171L180 172V171H174V173L175 172H177V174H180L179 176L181 177V180H180V177H179V181H178V177H177V181H176V183L177 182H179L178 184H176L174 181H170V183L171 182H174L170 187H173V189H169L168 188V190H167V188L165 189L166 191H165V198L164 199H162V201H161V204H160V206H159V208H158V215H162V216H164L166 219H168L171 223H173L174 224V226L179 230L178 231V235H180L181 236V239L184 237V236H186L187 235V233L189 232V231H191L192 230V225H196V228H195V231H194V233H193V236H196V235H199L201 232H203L204 233V235H203V237L201 238V242L199 243V244H197L196 246H195V248H192L191 247V238H190V240H189V244L188 245H185V247H184V249L182 250V251H180V255H179V259H177V260H175L174 261V257H176L177 256V251H178V249H179V247H180V245H179V243H172L171 241H169V240H160V239H156V238H153V239H151V240H149V238H148V235L147 234H145L144 236H142L141 237V242H140V244H139V246L138 247H129V246H126V245H123V244H121L119 241H117V240H114L110 235H108V233L102 228V226L101 225H99V224H97L95 221H93V220H90V219H86V218H84V216H83V214H81L77 209H75V207L70 203V202H68V199L64 196V194L62 193V192H60V191H58L57 189L60 187V185L57 183V180H54L51 176H48V174L50 173V175H53V174H51V172H53V171H49V172H45L43 169V172H42V170H41V168L42 167H40L39 169L41 170H38V171H40L41 173H44V174H41L40 172H36L35 173V170H34V174H37V176H39V175H41L42 177H43V179H42V184H43V182L44 181H46V182H48V180H50L51 182L49 183L48 182V185H49V187L46 185L45 187L46 188H49V189H46L45 187H44V185L46 184V182H44L45 184L42 186V184H41V178H37V176H35L34 174L32 175L28 170V168H27V175L29 176V178H27V181L26 180H23V179H25L26 178V176L25 177H23V175H21V174H19V175H21L20 177H22L23 179H21L20 177H19V179H18V181L21 179V180H23V181H21V183L19 182L18 184H19V186L17 185V188H18V190L19 191H17V192H19L18 194H16L17 192H13L14 193V196L16 197V199L15 200H12L11 202H9L11 199H9V197H13L12 195H13V193L11 192V194H8V192L11 190V189H13L14 190V188H15V186H14V184L16 183L17 184V181L14 183L13 181H15L14 180V175L16 176V174L18 175V172L16 171L17 170V168H16V172H15V174H12L11 173V171L12 170H6V171H8V173L10 172V175H12V176H9V174H6V176H7V182H6V184H8V186H5V183H4V185H2V188H3V186H5V188L7 187H9V189L13 186L14 188H11L10 190H8L7 191V189H3V190H0V209H2L3 208V203L4 202H8V204L11 206H9V209H7V208H5L4 209V213L3 212H0V228H2L4 225H11V227H9V229H8V231H10V232H17V229H19L20 230V228H18L19 226H21L22 227V224L24 225V226H27V228L26 229H28V234H29V236L31 237V239L32 240H34V241H36L38 244H39V248L38 249H36V250H34V255H35V252L36 251H38L39 253H40V255H44L45 254V252H44V249L45 248H47V247H50V246H54L56 243H63L64 241H67L68 243H75V244H77V245H79L81 248H83V249H87L88 247H90L92 244H95L100 250H103L105 247H106V244H105V241H104V239L102 238V236L106 239V240H108V242L117 250V252L119 253V255H120V258H121V264H169L170 262H171V264H264V220H262L260 217L262 216V215H264V183H259L258 184V181L260 182V180L259 179H257L256 178V180H258L257 181V184L255 183V184H253V183H251L250 181L251 180H253V179H255V178H253V179H250V183L252 184H250V183H248V181H245V180H247V179H245L244 177H242V174L240 175V173L238 174V173H236V168H235V170L234 169H232L233 167H231L229 164V168H228V171H223V169L225 168V162L222 164L223 166H224V168L222 169V167H221V165L219 166V167H217V166H213L212 165V163H214V162H211L210 163V160H209ZM14 160V159H13ZM14 160V161H15ZM32 160V159H31ZM37 160V159H36ZM42 160V159H41ZM67 160V159H66ZM66 160H64V162H66L67 163V161ZM72 160H74V157L72 158ZM78 160V159H77ZM182 160V159H181ZM213 161L215 160V159H212ZM14 161H12V164H13V162ZM35 161V160H34ZM33 161V163H35ZM71 161V160H70ZM74 161H76V160H74ZM162 161H163V159H162ZM165 161V160H164ZM172 162V160H169V162ZM173 161H176V160H173ZM38 162V164H39V166H40V164L42 163L43 164V162H44V160H42V162L41 163H39L40 161H37ZM59 162V161H58ZM63 162V161H62ZM61 162V163H62ZM59 163V164H61V165H63L64 164V167H67V165H65V163ZM77 162V161H76ZM76 162H73V165H75L76 164ZM165 162H168V160H166ZM169 162H168V165H169ZM181 162V161H180ZM180 162H178V164L180 163ZM217 162V161H216ZM220 162H222L221 160L218 162L219 164H220ZM32 163V162H31ZM32 163V164H33ZM69 163H71V162H69ZM69 163H68V166H69ZM75 163V164H74ZM159 163V162H158ZM160 163H162L161 161H160ZM159 163V164H160ZM173 163V162H172ZM172 163H170V165H169V167H170V169H173V168H171L172 167V165H173V167L175 166L176 167V165L174 164V163H176V162H174L173 164ZM182 163H184L183 161L181 162V167H184V166H182ZM217 163V165H219ZM11 164V163H10ZM16 164H13V165H16ZM32 164H31V166H32ZM37 164V163H36ZM38 164H37V167H39L38 166ZM59 164L57 165V163H56V167L57 166H59ZM172 164V165H171ZM216 164V163H215ZM227 164V163H226ZM13 165H11V167L13 166ZM45 165V164H44ZM44 165H42V166H44ZM47 165H46V168L45 169H51V168H47ZM60 165V166H61ZM72 165V164H71ZM70 165V166H71ZM161 165V164H160ZM167 165V163H162V166H168ZM30 166V167H31ZM33 166H34V164H33ZM32 166V167H33ZM55 166V165H54ZM69 166V167H70ZM179 167H180V165H178ZM1 167V169H2V166H0ZM8 167H10V166H8ZM8 167H7V169H8ZM10 167V168H11ZM31 167V168H32ZM34 167H36V166H34ZM55 167V168H56ZM63 167V168H64ZM69 167L68 168H66V172L64 171V175H68V173H67V169H69ZM168 167V168H169ZM221 167V168H220ZM9 168V169H10ZM13 168V167H12ZM11 168V169H12ZM24 168V169H23ZM44 168V167H43ZM54 168V169H55ZM58 168V167H57ZM56 168V169H57ZM71 168H73L72 166H71ZM167 168V167H166ZM177 168V167H176ZM18 169H20V168H18ZM20 169V170H21ZM33 169V168H32ZM35 169V168H34ZM37 169V168H36ZM59 169H60V167H59ZM178 169H180V168H177V170ZM222 170V172H224V173H222L220 170ZM21 170V171H22ZM46 170V171H47ZM62 167H61V172H62ZM65 170V169H64ZM74 170V169H73ZM166 170V169H165ZM175 170V169H174ZM239 170V169H238ZM238 170H237V172H238ZM3 171V170H2ZM5 171V170H4ZM19 171V170H18ZM25 171V172H26ZM31 171V170H30ZM171 171V170H170ZM239 171H242V170H239ZM245 171V173L246 174H248L247 172H249L248 170H247V172H246V170H244ZM0 172H1V170H0ZM20 172V171H19ZM55 172H57V173H59L60 171H55ZM54 172V173H55ZM69 172V171H68ZM178 172H180V173H178ZM38 173H40V174H38ZM48 173V174H47ZM70 173V172H69ZM166 173H169L168 172V169L166 170ZM166 173H164V175L166 174ZM173 173V174H174ZM230 173V174H229ZM242 173V172H241ZM252 173V172H251ZM169 174H171V173H169ZM176 174V173H175ZM174 174V175H175ZM176 174V175H177ZM244 174V173H243ZM246 174H244V175H246ZM253 174V173H252ZM18 175V176H19ZM24 175H25V173H24ZM254 175V174H253ZM252 175V176H253ZM262 175V174H261ZM17 176V177H18ZM237 176H239V177H242L243 179H241V178H239L238 179V177ZM247 176V175H246ZM248 176H250V175H248ZM257 176V175H256ZM40 177V176H39ZM50 177V178H49ZM174 177H176V176H174ZM16 178V177H15ZM168 178H170L169 176H168ZM168 178H167V180H168ZM171 178H172V176H171ZM252 178V177H251ZM260 178H262V179H264V175H262ZM37 179L38 180H40V181H38V182H40V183H38V185L35 183V182H37ZM174 179V178H173ZM173 179H171V180H173ZM170 180V179H169ZM246 182V183H243L244 181ZM241 181H243V182H241ZM262 181H264V180H262ZM13 182V183H12ZM253 182V181H252ZM11 183V184H10ZM65 184H64V189H65V191L66 192H69V189L68 188H70V187H68L69 186V184L70 183H67L66 184V182H64ZM169 183V182H168ZM169 183V184H170ZM33 184H36L37 186H38V188L36 189V187L37 186H35L34 187V185ZM39 184H40V186L41 187H44L45 188V190H42V188H41V190L40 191H43L44 193H45V195L43 196V194H38V193H41V192H39L38 191V189L40 188L39 187ZM72 184V183H71ZM70 184V185H71ZM168 184V185H169ZM12 185V186H11ZM65 185H68V186H65ZM73 185V184H72ZM74 187H75V185H73ZM32 187H34V189H35V191H38V193L37 192H35V191H33V192H35V194H34V196H33V192H32V190H33V188ZM51 187V188H50ZM17 188H15V190L14 191H16V189ZM29 188H30V190H31V195L30 196H33V197H31L30 198V196H28L29 198H30V200H29V198H28V201H31V199H33V198H35V196L38 194V198L36 199L35 198V200H37V201H35L34 200V202H37V203H39V206H38V204H35L34 202H32L31 203V208L33 207V205L35 204V206L36 207H34L33 209H28V208H30V206H28L30 203L27 201V200H25L26 202H28V204L26 203V202H24L23 200L26 198V196L28 195V194H30L29 192H30V190H29ZM43 188V189H44ZM68 189V191H67V189ZM76 188V187H75ZM75 188H73V189H75ZM12 190V191H13ZM77 190V189H76ZM209 190H211V191H213V192H216V191H218L219 192V196L217 197V200H218V202L219 201H221V200H224V197H234L235 198V205H234V207H236L237 209H238V211H237V219L238 220H241V221H243V222H241V223H239L238 224V226L237 227H233V226H231V225H229V224H226V222L223 220V219H219V220H217L216 219V217H215V215L213 214V213H207V214H205V215H203V216H201V212H202V207H203V205H202V203H201V201L202 200H204V199H208L209 198ZM2 191V192H1ZM70 191H72V188H71V190ZM75 190H73L71 193H75L74 192ZM77 192V191H76ZM1 193H3V194H1ZM10 193V192H9ZM70 193V192H69ZM8 195V196H7ZM9 195H11V196H9ZM16 195H18V196H16ZM40 195V196H39ZM4 196H7L6 197V201L5 200H3V201H1L3 198H5ZM98 196V195H97ZM96 196V197H97ZM1 197H3V198H1ZM40 197V198H39ZM64 197H65V199H67V200H64ZM27 199V198H26ZM40 199V201L38 202V200ZM96 199V198H95ZM98 199V198H97ZM99 199H101V198H99ZM102 200V199H101ZM101 200H99V202L101 201ZM3 202V203H2ZM66 202H68V203H70V204H67ZM225 203H227L228 201H224ZM25 203L27 204V205H25ZM4 204H6V203H4ZM11 204H13V205H11ZM23 204H24V206H23ZM65 204H67V205H70V206H64ZM92 205V204H91ZM28 208H27V207ZM24 207V208H23ZM91 207V206H90ZM94 207V206H93ZM100 207V206H99ZM95 208H97V207H95ZM101 208V207H100ZM94 210L95 209H93V213H94ZM97 210V209H96ZM9 212H12L13 213V215L12 216H9L8 217V215L10 214L11 215V213H9ZM95 213H96V211H95ZM98 213H99V215H100V212L98 211ZM95 215H97L98 216V214L96 213ZM6 217H8L7 219H8V221L6 220ZM9 218L11 219V220H9ZM101 218V217H100ZM4 219V220H3ZM101 219H103V218H101ZM6 220V221H5ZM104 220V222H105V224L109 227V228H112L114 231H119V232H122L123 230H122V228H121V225H120V223H119V221H117L115 218H106V220L105 219H103ZM78 227V228H77ZM25 228V227H24ZM21 229H23V228H21ZM18 230V231H19ZM27 232L25 229H23V230H21V232ZM77 231V232H76ZM79 231H80V233H79ZM24 232V233H25ZM100 234V235H102V236H100V235H98V234ZM82 234V235H81ZM85 235H86V238L84 239V237H85ZM84 236V237H83ZM82 240V241H81ZM80 243V244H79ZM145 243H147L148 244V246H149V248H148V251L147 252H145L144 251V244ZM150 257H152V259H150ZM161 259V260H160ZM95 264H103V261H101V260H98V261H96L95 262Z\"/></svg>","mask_w":264,"mask_h":264},{"label":"rangeland","instance_id":"374dc122","mask_svg":"<svg viewBox=\"0 0 264 264\" xmlns=\"http://www.w3.org/2000/svg\"><path fill=\"white\" fill-rule=\"evenodd\" d=\"M135 1L138 2L139 4H140V3L143 4V2H144V0H143V1H141V0H135ZM135 1L130 0V2H129L128 0H126V2H127V6H128V5H129V6H132V3L135 4ZM146 1H148V0H146ZM151 1L153 2V1H155V0H149V2H151ZM161 1H162L163 5H164V10H166V16H165L166 19L161 20V22L159 23L160 25H158V23H157L158 27H157V25H155V24H154V25H155L154 27H150L149 29L146 28V27H145V28L142 27L144 32H145L146 30H150V29H152V30L155 29V30H153V32H151V33H150L149 31L146 32V33H148L147 35H146V33H144V36H146V38L143 39V36H142V40L138 39V45L140 44V46H143V48H144V45H148V44H151V43H152V46H154L155 44H157V46H156L157 48H156V49H158V50H156V51H154V52H153V51H146L147 49H144L146 52L144 51L143 55L141 54V52H140L139 50H137L136 53H138V54H137V55H136V53L134 54V59H135V57L138 59V58H139L138 56L141 55V57L139 58L140 61L135 59V61H136L137 63H138V61H139V64H140V65H143V67L139 66L140 69H141V70H140V73H141V71L143 70V71L145 72V73H143V71H142V74H143L144 78H145V77H146V78L148 77L147 79H149V78H150V79H153V78H151V76H149V75H151L149 72L152 70V69L149 68V67L152 66V68H153L154 65H155V66L157 65V64H155V63H154V65H151V64H153V62L159 63V64H158V67L161 68L162 70L159 69V68H158L157 70H159V71L161 70V71H160V74H162V75H160V76L163 78V81L165 80V81L167 82V83H165V82H164V83L167 84L170 88H171V86H172V88H174L175 91L177 90V93H179V94H181V93H182L181 91H183L182 94H184V93L186 92L185 94H187V95H189V94H190V96H193V95H194V97L197 98L196 100H199V97L196 95V94H199V93H197V92L200 91V90H202V88L199 87V89H200V90H199L198 87H197V86H199L200 81L205 80V78H207V80H205V82L207 81L208 84H209V83L211 84V83H212L211 81H213V80H217L216 83H215V81L213 82V83H214L213 86L215 87V84H216V86H217V90H216V87H215V88L213 87L214 89L211 87L212 84H211V85H208V84H206L204 81H203V83L206 84V85H208L207 87H209V89L206 87V85H204L205 88H203V90L205 89L204 91H206V89H208V90H207L208 92H211V90H212V91L216 90V91H214L215 94L217 93V94L215 95V97H219V101H218L219 103H218V102H217L218 104L215 103V102L218 100V98H215V97H214L213 99H211V100H212V101H211L212 104L210 103V101L208 102V100H206V101H204V100H202V101H198L197 103H198V105L200 104V105H199V106H200V109L202 108V109H203L202 111H203V112H207V113H208V111H209L208 114H210V115H214L215 117H217V115H218V117L221 115V116L219 117V119H221L222 121H220L219 119L217 120V122H219V124H220L221 126H224V127H225L226 125H228V126H226V127H227V128L229 127V129H231V130H233V131H236L237 129L240 128V130H237L238 132H241V131L245 132V131H246V133H248L249 135H250L251 132H252V135H250V136H253V135H254L253 137H256V138H264V131H262V128H264V126L261 127V125H264V121H261L262 119H264V115H262V114H264V113L261 112V111H264V107H261V106H264V105H262V104H264V102H261V101H264V93H262V92H264V89H262V87H264V83H262V81H264V80H262V79H264V78H262V77H264V75H262V74H264V69H262V68H264V0H239V1H238V0H232V1L227 0V2H223V0H205V2H204V0H198V1L196 0L197 2H196L195 0H192L194 3H192L191 0H186L187 2L190 1L189 3H187V2L184 1V0H183V1H182V0H161ZM224 1H226V0H224ZM233 1H234V4H232V5H234V6H233V8H231L232 5H230V3H233ZM235 1H236V3H239V4H240L241 2H242V3L240 4V6H238L239 4H236ZM128 2H129V4H128ZM185 2L187 3V6H186V7L184 6V8H183L182 6H183V5H186ZM145 3H146V2H145ZM204 3H205V4H204ZM221 3H224V4H222L223 6L221 5ZM225 3H226V4H225ZM228 3H229V6H227ZM152 4H153V3H152ZM188 4H190V6H191V5H194V6H193V7H192V6L190 7V6H188ZM198 4H200V5H202V6H200V5H198ZM195 5H196V7L198 6L199 9L196 8ZM235 5H237V7H236ZM125 6H126V5H125ZM199 6H200V7H199ZM224 6H225L226 8H225ZM194 7H195L196 9H195ZM182 8H183V9H182ZM135 9H136V8H135ZM135 9L133 8V10H135ZM138 9H139V8H138ZM138 9L136 10V12L138 11ZM181 9H182V10H181ZM197 9H198V10H197ZM238 9H239V10H238ZM131 10H132V9H131ZM232 10H234V11H232ZM216 11H217V12H216ZM240 11H242L241 13L244 12L243 14H244V16H246V20H247V21H245V19H243V18H245V17L242 16L241 13L238 15V12H240ZM141 12H142V11H141ZM245 12H246L247 14H246ZM142 13H143V12H142ZM216 13H218V17L215 16V15H217ZM220 13H221L222 15H220ZM129 14H130V12H129ZM229 14H230V15H229ZM236 14H237L238 16H237ZM219 15H220L221 17H220ZM223 15H224V16L227 15L228 18H227V17H226V18H223ZM234 15H235V16H234ZM240 15L242 16V18H241ZM138 16H140V15H138ZM229 16H230V17H229ZM236 16H237L238 18H239V17L241 18V20H240V21H242V22H240L241 24H242L243 22H245V23H243V25H241L240 23H238L239 25H237V24H236V23L238 22L237 20H239L240 18L238 19V18H236ZM129 18H130V17H129ZM167 18H168V19H167ZM218 18H219V20H218ZM222 18H223V19H222ZM230 18H231L232 20L235 18V20L232 22V20H231ZM220 19H221V20H220ZM228 19H229L228 22L225 21V20H228ZM242 19H243V20H242ZM127 20H128V22H127V21H126V22L129 23V24H131V20L128 19V16H127ZM164 20L166 21L167 24H169L168 22H170V24L167 25V24L165 23ZM129 21H130V22H129ZM171 21H172V22H171ZM175 21H176V23L174 24L173 22H175ZM230 21H231V23H232L237 29L232 28L233 25H231V23H229ZM236 21H237V22H236ZM126 22H124V24H125ZM225 22H227L229 25L226 24ZM235 22H236V23H235ZM247 22H248V23H247ZM161 23H162V24H161ZM171 23H173V25H175L174 27L172 26V28H173L174 30H173L171 27H169V26L171 25ZM124 24H123V25H124ZM235 24H236V25H235ZM162 25H163V26H162ZM209 25H211L210 28H208ZM166 26H167V27H166ZM202 26H203V27H202ZM238 26H239V28L242 26V27L240 28V30H241L240 34H239V31H240V30H239ZM243 26H244V27H243ZM164 27H165V28H164ZM176 27H177V28H176ZM178 27H179V28H178ZM201 27H202V29H201ZM204 27H205V28H204ZM156 28H157V29H156ZM166 28H169V29H168L169 31H170V30H173V31L171 32V34L173 33V34H172L173 36H172V35H171V36L169 35L170 37L168 36V40H171V42H173V41L175 40L176 42L174 41V42H173L174 44H171V42L169 41L170 46H171V50H172V51H170V52H169V51H168V52L165 51V53L167 52V54L164 55L162 52H163L165 49H164V48H163L164 50H163V49H160V45L162 46V43H161L162 41H161V42H157V41H158L159 38L161 37L162 32L166 31ZM175 28H176V29H175ZM203 28H204V29H203ZM207 28H208V30H207ZM211 28H212V29H211ZM231 28H232L233 30H232ZM162 29H163V31H162ZM200 29H201V30H200ZM152 30H151V31H152ZM168 30L166 31L167 34H168ZM179 30H180V31H179ZM210 30H211V31H210ZM234 30H235V31H234ZM236 30L238 31V34H237ZM158 31H160V32H159L160 34L155 35V34L158 33ZM175 31L178 32V33H177V32L175 33V34L177 35L176 37L174 36V35H175V34H174ZM209 31H210V32H209ZM232 31H233L234 33H233ZM180 32H181L182 34H181ZM200 32H201V33H200ZM207 32H208V33H207ZM153 33H155V34H153ZM209 33H210V34H209ZM235 34H236V35H235ZM241 34H242V35H241ZM142 35H143V34H142ZM152 35H153V36H152ZM178 35H179V36H178ZM185 35H187V37H186ZM240 35L243 37V39H241L242 37H241ZM157 36H160V37H157ZM201 36H202V37H201ZM239 36H240V39H238ZM148 37H149V39H148ZM156 37H157V38H156ZM179 37L182 38V39H180ZM193 37H194V38H193ZM200 37H201V38H200ZM205 37H206V39H205ZM209 37H212V38H209ZM173 38H174V39H173ZM176 38H177V39H176ZM208 38H209L210 40H209ZM221 38H222V39H221ZM223 38H225V39H223ZM146 39L148 40V43H146V41H147ZM178 39H180V40H178ZM194 39H196L195 42H194ZM199 39H201V40H199ZM227 39H228V40H227ZM235 39H237L238 42H236L237 40L235 41ZM139 40H140V41H139ZM160 40H161V39H160ZM181 40H182V41L185 40V41L181 42ZM188 40H189V41H188ZM208 40H209V41H208ZM212 40H213V41H214V40H217V41H214L215 43H213ZM220 40H223V41H220ZM224 40H225V41H224ZM226 40H227L229 43L227 42V44H225V43H226ZM230 40H231V41H230ZM241 40H242V41H241ZM142 41H143L145 44H144ZM178 41L181 42V43H179ZM191 41L194 42V43H193L194 47H193V45H191V44L189 43V42H191ZM199 41H201V42H199ZM207 41H208V42H207ZM232 41H233V42H232ZM245 41H246V43H245ZM149 42H150V43H149ZM177 42L179 43V45H176V44H175V43H177ZM216 42L218 43V45L216 44ZM223 42H224V43H223ZM231 42H232V44H233L232 47H231V45H232ZM235 42H236V44H235ZM247 42H248L249 44H248ZM158 43H159V45H158ZM183 43H185V44H183ZM222 43H223L224 45H223ZM240 43H241V44H240ZM242 43H243V44H242ZM164 44H165V43H164ZM181 44H182V45H181ZM187 44H188V45H187ZM201 44H202V45H201ZM215 44H216V45H215ZM220 44H221V45H220ZM229 44H230V46H229ZM238 44L241 45V46L243 45L242 48H241V46L239 47V51L242 49L240 52L237 51V50H238L237 46H239ZM247 44H248V45H247ZM251 44H252V45H251ZM172 45H174V46L172 47ZM180 45H181V47H183V45H184V47H183V48H179ZM199 45H200V46H199ZM212 45H215V46L212 47ZM222 45H223L224 47H222ZM225 45H228V46L226 47ZM235 45H236V49H235ZM245 45H246V46H245ZM177 46H178V47H177ZM186 46H187V47H186ZM195 46H196V47H195ZM217 46H218V47H217ZM219 46H221V47H219ZM248 46H249V47H248ZM250 46H251V47H250ZM253 46H254V47H253ZM158 47H159V48H158ZM199 47H200V48H199ZM215 47H216V48H215ZM255 47H256V48H255ZM146 48H147V47H146ZM172 48H173V49H172ZM192 48H193V49H192ZM195 48H196L197 50H196ZM198 48H199V49H198ZM218 48H219V49L221 48V51H220ZM223 48L226 49V50H223ZM228 48H229L230 50H229ZM240 48H241V49H240ZM159 49H160L161 51H162V50H163V51L161 52ZM181 49H182V50H181ZM183 49L185 50V53L183 52V51H184ZM211 49H213V50H211ZM216 49H217V51H218V50L220 51V52H219L220 54H218V52L215 53V52H216ZM227 49H228V51H227ZM251 49H252V52H251ZM178 50H181V51H178ZM199 50H201V51H199ZM231 50H232V52H233V50H234V52H237L239 55H237V54L235 53V55H236L237 57L234 56V54H233L234 52L232 53ZM173 51H174L175 53H174ZM211 51H212V52L214 51V52L212 53ZM224 51H225V52H224ZM243 51H244V52L247 51V52H249V53L247 54V52H246V54H247V55H246L245 53H243ZM5 52H7V51H5ZM5 52H4V53H5ZM152 52H153L154 54H153ZM155 52H156V53H155ZM159 52H161V53H160L161 56L159 55ZM171 52H172V53H171ZM176 52H177V53H176ZM187 52H188V53H187ZM253 52H254V54H253ZM10 53H11V52H10ZM10 53L8 52V54H10ZM139 53H140V54H139ZM150 53H151V54H150ZM170 53H171V54H170ZM190 53H191V54H190ZM210 53H211V54H210ZM214 53H215L217 56H218V55H219V56H222V58H221V57L218 58L219 56H218V57L215 56ZM225 53H226V54H225ZM240 53H242V54H240ZM147 54H148V55H147ZM156 54H157V55H156ZM173 54H174V55H173ZM177 54H180V55H177ZM183 54H184L185 56H184ZM187 54H189V55H187ZM196 54H197V57L200 56V55H202L201 57H198V58H200V59H198L197 57H194ZM199 54H200V55H199ZM228 54H229V55H228ZM250 54H251V55H250ZM13 55H15L16 58L18 59V57H17L16 54H13ZM152 55H154V58H153ZM162 55H163V57H162ZM168 55H169V57L166 59L164 56H168ZM170 55H172V56H170ZM176 55H177L178 57H177ZM182 55H183V56H182ZM190 55H191L192 57H189ZM193 55H194V56H193ZM212 55H214L215 57H214V56L212 57ZM224 55H225V56H224ZM230 55H231L232 57H231ZM240 55H242V56H240ZM249 55H250V56H249ZM11 56H12V55H11ZM15 56H12V58L14 59ZM151 56H152V57H151ZM158 56H159V58H161V57H162V58L159 59ZM180 56H181V57H180ZM186 56H187V57H186ZM210 56H211V57H210ZM223 56H224V57H223ZM227 56H229V57H231V58L228 57L229 59L227 60V59L225 58V57H227ZM23 57L25 58L24 55H23ZM23 57L21 56V57H20V60H22ZM150 57H151V58H150ZM156 57L158 58V62H157V60H156ZM170 57H171V58H170ZM188 57H189L190 59H191V58H193V59L195 58L194 61H195V60H199V61H198V64H199L200 61H201L202 64L205 63L204 65H206L207 63H209V64H210V65H209L210 68H212V67H213V69H214L215 67H216V68H215L214 70L212 69V71H211L210 68H209V66H206V68H205V66H203L202 64L196 65L197 62H196V61L194 62L193 59H192V60L187 59ZM233 57H236V59H235V58L233 59ZM16 58H15V59H16ZM143 58H144V59H143ZM196 58H197V59H196ZM224 58H225V60H223ZM241 58H242V59H241ZM141 59H143V60H141ZM151 59H152V61H153L152 63H151ZM164 59H166V60H164ZM170 59H171V60H170ZM185 59H186V60H185ZM230 59H231L233 62H231ZM25 60H26V59H23L22 61H25ZM149 60H150V63L148 64V61H149ZM154 60H155V61H154ZM160 60H161V61H160ZM167 60H168V61H167ZM184 60H185V62H184ZM234 60H235V62H234ZM237 60H239V61H237ZM241 60H243V61L241 62ZM141 61H143V62H141ZM163 61H164L165 64L163 63ZM170 61L172 62V65H170V64H171ZM188 61H189V62H188ZM226 61H227V62H226ZM229 61H230L231 64H230V63H229V65L226 64V63H228ZM133 62H134V61H133ZM133 62H132V65H133ZM136 62H135V63H136ZM160 62H162L163 64L161 63V65H160ZM167 62H168V64L170 63L169 66H170L171 68L169 67V72H172V73H170L171 76H167V77H166V76L164 75V71H165L164 68H165V65H167V67H168ZM182 62H183V63H182ZM191 62H192V63H191ZM193 62H194L195 65H196L197 67H199V68H197V67L193 64ZM221 62H223V63L225 62L226 65L223 64V63H221ZM236 62H237V64H236ZM135 63H134V65H133V67L131 66L133 69H130V70H129V71H130V75L133 73L132 71L135 69L134 66H137V63H136V65H135ZM173 63H174V66H173ZM177 63H178V64H177ZM190 63H191V64H190ZM220 63H221V64H220ZM232 63H233L234 65H233ZM239 63H241V64L239 65L240 67L242 66V64L245 63V65H243L244 67H246V68H244L245 71L242 70V67H243V66H242L241 69H240V67L238 66ZM139 64H138V65H139ZM188 64H189V65H188ZM219 64H220V65H219ZM149 65H150V66H149ZM179 65H181V66H179ZM207 65H208V64H207ZM222 65H223V66L225 65L226 67H228V69H227L225 66H224V67H221ZM230 65H233V67H231ZM235 65H236L237 68L235 67ZM160 66H162V67H160ZM172 66H173V67H172ZM175 66H176V67H175ZM177 66H178V67H177ZM183 66H184V69H183ZM194 66H195V68H194ZM202 66H203V67H202ZM219 66H220V67H219ZM163 67H164V68H163ZM174 67H175V68H174ZM179 67H182L183 70H182L181 68H180V70H179ZM201 67H202V68H201ZM229 67H230V68H229ZM147 68H148V71H149V69H150L149 72L147 71ZM172 68H173V70H172ZM176 68H177V69H176ZM187 68H188V69H187ZM207 68H208V71H209V72H207ZM224 68H225L227 71H226ZM233 68H234V70L231 72V70H232ZM257 68H258V69H257ZM144 69H146V70H144ZM154 69H155V67H154ZM170 69H171V70H170ZM186 69H187V71H191L192 69H196V70H197V69H200L199 71L197 70V71H198V72H197V73H198L197 75H199L198 77H199V78L201 77L202 79H199V80H198L199 83L197 84V86L194 87V88L197 87V88H196L197 91L194 90L193 86H194L198 81L196 82L195 80H191V84H190V83H189L190 80H189V82H188V79H187V78H188V77H187L188 75H187V76L185 75V74L187 73ZM217 69H218L219 71H218ZM220 69H222V70H220ZM237 69L240 70V71L238 72ZM260 69H261V70H260ZM131 70H132V71H131ZM163 70H164V71H163ZM176 70H178V71H176ZM152 71H153V70H152ZM182 71H183V73H182ZM204 71H205V72H204ZM221 71H224V73L222 72V74H221L222 77H221V75H219V74L221 73ZM234 71H235V72H234ZM236 71H237L238 73H236ZM241 71H243L244 73L241 74ZM34 72H35V71H34ZM131 72H132V73H131ZM147 72H148V76H147V74H146ZM179 72H180V73H179ZM201 72H203L205 75L202 74ZM210 72H211V73H210ZM36 73H38V72H36ZM173 73H175V75L178 76V78L174 77ZM207 73H209V76H211V78L214 76V77H213V80L208 79L209 77L207 76V75H208ZM212 73H213V74H212ZM227 73L230 74V75L233 74V75H231V78H228L230 75H228ZM137 74H138V73H137ZM180 74H181V75H180ZM182 74H183V78H182ZM210 74H211V75H210ZM234 74H240V75H241V78H240V75H238V78H236L237 75H234ZM38 75H39V73H38ZM40 75H41V74H40ZM200 75H201V76H200ZM203 75H204V76H203ZM227 75H228V77L225 78V76H227ZM254 75H256V76H255L256 79H253L254 77H252V76H254ZM180 76H181V77H180ZM205 76H206V77H205ZM249 76H250V78H251V81H250ZM155 77H156V76H154V79H155ZM157 77H158V76H157ZM157 77H156V78H157ZM169 77H170V78H169ZM184 77H185V78H184ZM186 77H187V78H186ZM203 77H204V79H203ZM232 77H233V78H232ZM243 77H244V78H243ZM247 77H248L249 79H248ZM258 77H259V78H258ZM260 77H261V78H260ZM146 78H145V79H146ZM168 78H169V81L166 80V79H168ZM174 78L178 79V81L175 80ZM179 78H180V79H183V80H180ZM219 78H220V80H219ZM221 78L224 79V80H222ZM234 78H235V79H234ZM239 78H240V80H242V81H239ZM245 78H246V80H245ZM171 79L173 80L172 82L170 81ZM184 79H185L188 83H186ZM189 79H191V78H189ZM237 79H238V81H237ZM257 79H259V80H257ZM156 80H157V79H156ZM161 80H162V79H161ZM221 80H222V82H221ZM248 80H249V81H248ZM253 80H254V81H255V80H256V81H260V80H261V81H260V84L262 83L261 87L259 86V85H260L259 82H258V83H254ZM181 81H182V82H181ZM194 81H195L196 83H195ZM209 81H210V82H209ZM219 81H220V82H219ZM224 81H226V82H224ZM243 81H244V82H243ZM246 81H247V83H245ZM252 81H253V83H252ZM256 81H255V82H256ZM173 82H174V83H173ZM175 82H176V83H175ZM192 82H193V83H192ZM217 82H218V83H217ZM240 82H241V83H240ZM170 83H171L172 85H171ZM179 83H181V84H179ZM185 83H186V85H185L186 87L184 86ZM203 83L201 82V83H200V86H202ZM224 83H225L226 85H224ZM238 83L240 84L241 87H243V89L239 86ZM251 83L253 84V86L251 85ZM5 84H6V87L4 86V87H5V88H4L5 90L3 89V92H6V91H8V90L10 89V90H9L10 93L7 92L9 95L12 94V97H13L14 99H16V95H17V93H18V94L20 95V97H19V95H18V97H17L18 102L20 103V102H21L20 100H23V101L25 102V97H26V96L24 97V95H26V94H24V93L22 92L21 89H20V91H18L19 89H16V90L13 91V89H15V88H19V86H17V85L15 84V88H14V86H13L14 84H12V83H8V85H7V82H6ZM11 84H12V85H11ZM175 84H179V85L177 86V85H175ZM188 84H190V85L188 86ZM192 84H193V85H192ZM219 84H220V85H219ZM222 84H223L224 86H223ZM244 84H246V85H244ZM248 84L251 85V87H250V86H247ZM254 84H255V85L257 84L256 86H258L259 89H257V87H255ZM258 84H259V85H258ZM9 85H10V88L8 89ZM170 85H171V86H170ZM173 85H175L176 87L173 86ZM181 85H182L185 89H183V87H182ZM228 85H229V88L227 87ZM236 85H238V87L240 88V90L238 89V87H237ZM16 86H17V87H16ZM179 86H180V88H182L183 90H182V89L178 90L177 88H178ZM191 86H192V87H191ZM218 86H220L219 89H218ZM225 86H226V87H225ZM244 86H245V87H244ZM11 87H12V88H11ZM188 87H189V88H192V89H189ZM210 87H211V88H210ZM221 87H224V90L221 89ZM175 88H176V89H175ZM187 88H188V90H190L191 93H192V90H193L194 94H193V93H192V94L189 93V91H188V92L185 91V90H187ZM225 88H228V89H225ZM235 88L238 89V90L236 91ZM233 89H235L236 92H234ZM245 89H246V90H245ZM256 89H257L261 94H259V92H258ZM260 89H261L262 91H261ZM219 90H220V92H218ZM225 90H226V91H225ZM227 90L229 91V95H228V93H227ZM230 90L232 91L233 95H232V93H231ZM242 90H245V91H242ZM253 90H254V91H253ZM15 91H17V92H15ZM184 91H185V92H184ZM221 91H222V92L225 91V92L222 93ZM238 91H239V92L241 91V92H240V95H239V92H238ZM247 91H248V92H247ZM195 92H196V93H195ZM246 92H247V94H245ZM252 92H254V93H252ZM14 93L16 94L15 97H14V95H13ZM225 93H226V94H225ZM234 93H235V94H234ZM185 94H184V95H185ZM221 94H222V95H221ZM230 94H231L232 96H231ZM243 94H244V95H243ZM256 94H257V95H256ZM258 94H259V95H258ZM0 95H1L0 97L3 98V97H2V94H0ZM211 95H214L213 92H211ZM219 95H220V96H219ZM237 95H238V96H237ZM224 96H225V99L228 98V101H229V99H230V101H232V100L235 101V102L232 101V102H233V105H232V103H230V101H229V103H230V106H229V107H230V108L228 107L229 103H228L227 100H226L227 102H225V99L221 100L222 97H224ZM235 96L237 97V101H238V102L236 101V97H235ZM239 96H240V98H239ZM241 96H242V97H241ZM243 96H245V97L248 96V97H247V99L244 97V98H245V100H244ZM220 97H221V98H220ZM250 97H251L252 100L250 99ZM252 97H255V98H257V99L255 100V98H252ZM19 98H20V99H19ZM26 98H27V97H26ZM248 98H249V99H248ZM214 99H215V102H214V103H215V106H216V107L213 105V104H214V103H213ZM216 99H217V100H216ZM234 99H235V100H234ZM239 100H241V101H243V102H241V101L239 102ZM257 100H258V101H257ZM259 100H260V101H259ZM245 101L248 102L247 105L243 104V103H246ZM254 101H255V103H253ZM256 101H257V102H256ZM24 102H21L22 105L24 104ZM199 102H200V103H199ZM202 102H203V103H202ZM204 102H208V103L205 104ZM220 102H221L223 105H222ZM201 103H202V104H201ZM209 103H210V104H209ZM236 103H237V104H236ZM238 103H239V104H238ZM240 103H242V104H240ZM251 103H252V104H251ZM257 103H258L259 105H258ZM261 103H262V104H261ZM226 104H227V105H226ZM248 104H249V105L251 104L250 106H252L253 108L250 107V106H248ZM255 104L258 105V106H257L258 109H257V108L254 109V108L256 107ZM204 105L206 106L207 109L204 108V107H205ZM208 105H209V107H207ZM210 105H211V106H210ZM234 105H235V106H234ZM238 105H241L240 107H241L242 109H244V113H242L243 111H241L242 109H241L240 107H236V106H238ZM244 105H245L246 107H245ZM260 105H261V106H260ZM46 106H47V105H46ZM202 106H203V107H202ZM213 106H214L215 108H214ZM49 107H50V106H49ZM210 107H213V109H212V108L210 109ZM222 107H224V108H222ZM227 107H228V108H227ZM232 107H233V108H232ZM235 107H236V109H235ZM259 107H261V109H260ZM208 108H209L210 110H209ZM217 108H218L219 110H218ZM226 108H227V109H226ZM246 108H247V109H246ZM251 108H252V109H251ZM230 109H231V112L229 111ZM245 109H246V110H245ZM249 109H251V111H248ZM1 110L3 111L2 108L0 109V111H1ZM213 110H214V111H213ZM216 110H218V111H216ZM238 110H239V111H238ZM19 111H20V109H19ZM220 111H221L222 113H221ZM240 111H241V112H240ZM245 111H247V112H245ZM254 111H255V112H254ZM257 111H258V113H256ZM20 112H22V111H20ZM223 112H224L227 116H226ZM1 113H2V112H0V114H1ZM53 113H54V112H53ZM215 113H216V114H215ZM232 113H233V114L235 113L234 116H232V115H233ZM246 113H247V114H246ZM2 114H3V115H6V117L2 115V116H0L1 119H2V117H3V119H5V118L7 119V118H8L7 120H9V116H7V114H4V112H3ZM239 114H242V115L240 116ZM22 115H23V114H22ZM52 115L54 116V118H56L55 120L57 121V116H56V114L54 113V114H52ZM52 115H51V116H52ZM223 115H225V116H223ZM230 115H231V116H230ZM257 115H259L260 117H259V116L257 117ZM28 116H29V115H27L26 117L23 116L24 119L20 116V117L22 118V119H20V120H18L20 117H19L18 119H17V117H14V118H16V120H18V121H17L18 123H21V124H22V121H23V123L26 124L25 122H27L28 120L26 121L25 118L27 119ZM31 116H32L33 118H32ZM53 116H52V117L48 116L49 118H46V119H45V117H47V116H43V117H42V116H36V118H38V120H39V121H38L37 119H35L34 115H31V114H30L29 119H30V117H31L33 120L30 119V120H31L30 123H28L29 121H28L27 123H28V124H31V126H29L28 124H26V125L24 126V124H22L24 128L21 126V124L18 125V124L14 121L15 119H12L11 121L9 120V122L7 121L8 123L5 122L6 119H5V120L2 119V120L4 121V123H6L7 125H10L9 127H7L6 124L3 123V125H5V126H2V127H1V125H2L1 122H2V121L0 120V132L2 131V133H3V131H4L2 128H8V129L11 130V129H12V126H13L14 124H15V125L13 126V130H14V131H10V130H9L11 134H10L9 131H7V129H6V130H5L6 133L4 132L3 134L1 133L0 135H4V134H6V136L4 135L5 138L7 137V138H6V141H7V142L5 141L6 144H7V143L10 144V143H12L13 141H14L15 143L17 142L18 144H16L17 146L15 145V146H16V147H15V150H18V151H19V149L21 150L22 147H23V149L25 148L23 151L21 150L22 153L19 151L20 154H21V156H19L20 154H18L17 151L15 152L16 154H18V155L15 154V155L18 156V157H22V155L25 154V153L27 152V151L25 152V150H28V149H29V145H30V144H31V146L33 145L32 143H35L36 145L38 144V145L40 146V148H39L38 145H37V147H38L40 150H42L41 148H44V147H42V146H43V145H46V143L42 144L43 142H46L44 136H46L47 134H49V136H50V135L52 136V133H51L50 131L52 130V132L54 131V133H55V130H54L55 127H56L57 129H59V128L61 129V128H62V125H59L60 123H59V124L57 123L58 121L56 122L55 120H52V119H53ZM55 116H56V117H55ZM228 116H230V117H228ZM242 116H244V117H242ZM40 117L42 118V120H41L42 122H40V119H39ZM218 117H217V118H218ZM238 117H239V118H238ZM12 118H13V117H12ZM51 118H52V119H51ZM222 118H227V120L222 119ZM228 118H231V119L229 120ZM236 118H237V119H236ZM261 118H262V119H261ZM43 119H45L46 121H47V119H48L49 121L51 120V121L53 122V124L56 122L59 126H58L56 123H55V124H56L57 126H56L55 124H54V125L52 124L51 127H52V128L54 127V128L52 129V128L50 127V130H49V126L51 125V124H50L51 122L48 123V122H46V121L44 120V121H45V124H49V126L46 125L47 127L44 128L43 126H45V125L43 124V123H44V122H43ZM232 119H234V120H232ZM260 119H261V120H260ZM34 120H35V121H34ZM36 120H37V121H36ZM231 120H232V121H235V120H236V121H235L236 124H234ZM240 120H241V121H240ZM243 120H244L245 122H244ZM19 121H20V122H19ZM24 121H25V122H24ZM32 121L35 122V124H34ZM239 121H240V122H239ZM10 122H12V123H14V124L11 125L12 123H10ZM36 122H37V123L40 122V123L42 124V125H40L41 128L38 126L39 123L37 124ZM223 122H224V123H223ZM225 122H226V125H224ZM229 122H232V124L230 123V125H229ZM243 122H244V123H243ZM246 122H248V123H246ZM255 122H256V123H255ZM261 122H262V123H261ZM9 123H10V124H9ZM32 123H33V124H32ZM222 123H223V124H222ZM237 123H239V124H238L239 126L237 125ZM254 123H255L256 125H255ZM16 124H17V125H16ZM249 124H250L251 126H250ZM260 124H261V125H260ZM33 125H34V126H33ZM35 125H37V127H39V128H38V130L40 129L39 131H41V130L43 129V130H42V133L39 132L37 129H35V128H37ZM15 126H16V127L18 126V127L16 128ZM19 126H20V128H19ZM26 126H27V127H35V128H32V129H34V130H32V129H28ZM237 126H238L239 128H238ZM240 126H241V127H240ZM243 126H244V127H243ZM245 126H246V129H245ZM247 126H248V127H247ZM253 126H255V128L257 127L256 130H255V128H254ZM58 127H59V128H58ZM234 127H235V128H234ZM236 127H237V129H236ZM251 127L254 128V129H252ZM18 128H19V129H18ZM22 128H23V129H22ZM46 128H48V129H46ZM242 128H243V129H242ZM1 129H2V130H1ZM16 129H17V131L19 130V132H16ZM20 129H21V131L23 130L22 132L24 133V135H23V134H22V135L25 136L24 138L27 140V143L25 142L26 140L23 138V136L20 134V133H22V132H20ZM24 129H25V130H24ZM44 129L46 130L45 132H43ZM57 129H56V133L53 134V135H54V136H53L54 139H56L57 137H60V138H61V137H64V135L61 134L60 129H59V133H60V134L57 132V131H58ZM247 129L254 130L255 132H256V131H257V132L254 133V131H250V130H247ZM26 130H27V131H26ZM28 130H30V131H28ZM31 130H32V131H31ZM35 130H36L38 133H37ZM47 130H48L49 132H47ZM25 131H26V132H25ZM237 131H236V132H237ZM7 132H8V134H7ZM12 132H13V134H12ZM14 132H16V134H20L22 137H21L20 135H18V136H19V137H18ZM27 132H28V134H27V137H26V134H25V133H27ZM32 132H34V133H32ZM46 132H47V134H46ZM258 132H259V135L257 134ZM30 133H31V135H30ZM35 133H37V134H35ZM40 133H41V134H40ZM43 133H44V134H43ZM50 133H51V134H50ZM57 133L59 134V136H57V135H58ZM34 134L36 135V137H35ZM38 134H40L41 136H37ZM56 134H57V135H56ZM7 135H8V136L13 135V136H11L13 139L10 137L11 140H13V141H10V138L8 139V136H7ZM28 135H29V136H28ZM61 135H62V136H61ZM14 136H17V138L15 139ZM30 136H31V138H30ZM32 136H34V137H32ZM47 136H48V135H47ZM49 136H48V138H47L49 142H48V141H47V142H48V144L50 143V147H47V146H49V145L47 144L46 147L43 149L44 151L42 150L41 153H40V152L37 150L38 148L35 147L36 145H34V146H32V147L30 146V150H31V151L29 150L28 154L31 152V153H30L31 156L25 154V156L27 155V156L29 157V159H30L29 161H27V162H30V165H28L29 168L27 167V168L29 169L28 171H29L30 173L32 172L31 174L33 175V174H34V170H35V173H36L38 170H40L39 168L42 167L41 170L43 169L45 172H49L50 170H51V171L54 170L53 172H51V174H53L55 171L58 170V171H60L59 173H60L61 175H64V174H65L64 171L66 172V168H68V167L72 164L71 166H72L73 168H71V166H70L69 169H67V173H68V175L72 174V171H73V169H74L73 162H76L77 159H78V158H75V157H76L75 153H73V155L71 154V152H74V151H72V149H70L71 152H70V155H68V154H69L68 147H72V146H70V145H69L68 147H64V146H62L63 143L60 142V138H59V139L57 138L58 140H57V139L55 140L56 143H55V145H54L53 143H54L55 141H54L53 139H52V140L50 139V138H53V137H51V136L49 137ZM56 136H57V137H56ZM1 137H2V136H1ZM4 137H2V138H4ZM28 137H29V138H28ZM37 137H39V138L41 137V138L39 139V138H37ZM5 138H4V140H5ZM21 138H22V139H21ZM33 138H34V139L37 138L36 141L33 140ZM64 138H65V137H64ZM17 139H18L19 142H20V141L22 142V143L20 142L21 144L26 143V144H23L25 147H24V146H21V145L19 144V142L17 141ZM20 139H21V140H20ZM23 139H24V140H23ZM28 139H30V140H29V141H30V144L28 143V142H29ZM41 139L43 140V142L41 141ZM61 139H63V138H61ZM69 139H70V136H69ZM15 140H16V141H15ZM31 140H33L34 142L31 141ZM66 140H67V139H64V140H63V141H64V144H65V143H67V144L69 143V140H68V142H66ZM8 141H9L10 143H9ZM38 141H40V143H41V142H42V143L39 144ZM50 141H51V142H50ZM53 141H54V142H53ZM57 141H58L59 143H58ZM63 141H62V142H63ZM14 142H13V143H14ZM52 142H53V143H52ZM13 143H12V145H13ZM51 143H52V144H51ZM57 143H58V144L61 143V146H60V145L57 146V145H56ZM27 144H28V145H27ZM41 145H42V146H41ZM51 145L54 146V147H52ZM65 145H66V144H65ZM9 146H11V145H9ZM19 146H20V147H19ZM56 146H57V147H56ZM17 147H19V148H17ZM26 147H28V148H26ZM33 147H34V148H33ZM59 147H60V148H59ZM36 148H37V149H36ZM49 148L52 149V150H50ZM53 148H54V149H55V148H56V149L58 148V149H57V151L54 150V152H53ZM61 148H63V149L65 148V149H64L65 151H66V149H67L68 154L65 155V154L67 153V151H66V153H64L65 151H63V149H61ZM34 149H35L36 152H33ZM46 150H47V151H46ZM48 150H49L51 153H53L52 156L56 153V155H54L53 157H58V156H60V154H62V152H63L64 154H62L63 156L61 155L60 158H61V157L66 158V157H64V155L67 156V157L70 156V157H68V158H70L71 161H70L68 158H66L67 160L64 159V160L67 161V163L64 162L63 158H61L62 160H60L59 157H58L59 159H58V158H56V159L54 158V159H53V158H51V157L49 156V155H51V153L48 154V153H49ZM60 150H61L62 152H61ZM45 151H46V152H45ZM42 152H43V153H42ZM44 152L47 153V155H48V156L46 155L47 158L50 157V158H48V159H50V161H51V164H50V165L52 166V163L55 161V162L53 163L55 166L53 165L52 167H50L49 165H47V164H49L50 162H49L48 160H46V158H43V156H44V155H43ZM59 152H61V153L58 154ZM32 153L35 155V158H34V155H33ZM37 154H38V156H37ZM32 155H33V157H32ZM39 155H40V156H39ZM57 155H58V156H57ZM25 156H23V157L25 158ZM27 156H26V158H27ZM46 156H44V157H46ZM71 156H72V158L74 157V160H76V161L72 160ZM18 157H16V158L18 159ZM37 157H38V158H37ZM16 158H15V159H16ZM26 158H25V159H26ZM39 158H40V159H39ZM15 159H14V160H15ZM17 159H16L15 161L12 160V161H14L13 164H16ZM21 159H23V158H20V160H21ZM27 159H28V158H27ZM31 159H32V160H31ZM36 159H37V160H36ZM41 159L44 160L43 164L41 163V162H42ZM52 159H53L54 161H53ZM57 159H58L59 162L57 161ZM212 159H214V158H211V157H210L209 160H210V163H211V162H214V163H212V165L214 164L213 166H217V167H219V166L221 165L222 169H223L224 166H225V167L227 168V170H225V171H228V168H229L230 166L232 167L231 164H229V165H230V166H229L228 164H226L225 161H224V162H225V165L223 166V165H222V164L224 163L223 160H221L222 162H220V164H219L218 162H216V160L213 161ZM34 160H35V161H34ZM33 161H34L35 163H33ZM37 161H40V162H39V163H41L40 166H39V164H38ZM62 161L65 163V165H67V167H64V164L61 165V164L63 163ZM160 161H161L162 163H167V165H168V162H169V160H168V162H165L166 160H165V161H164V160H163V161H162V160H159V161H157V163H158V162L160 163ZM31 162H32V163L34 164V166H36V167H34L33 164H32ZM47 162H49V163H47ZM61 162H62V163H61ZM69 162H71V163H69ZM172 162H173V163L176 162V163H174V164L176 165L177 168H180V169L177 170V168H176L175 166L173 167V165H172L173 163H172ZM172 162L170 161V162H169V165H170V163H172V164H171V165H172L171 168H173V169H170L169 165H168V166H162V163H160V164H161V166H162L164 169H166V170L168 169V172L171 173V174H169V173H166V171L164 172V173H166V174L164 175L166 178H168V176L170 177V178H168L167 181H168L169 183H170V181H174V182L176 183V181H177V177H178V181H179V177H180L179 175H180V174H177V172H175V173L177 174V175H176V174L174 173V171H180V172H181L182 169L185 168L187 165H186L185 163H182V166H184V165H186V166L181 167V162H182V160H181V162H180V161H177V160H176V161H173V160H172ZM178 162H180V163L178 164ZM36 163L38 164L39 167H37V164H36ZM56 163H57V165H58L59 163H61V164H59V166H57L58 168L56 167ZM68 163H69V166H68ZM76 163H77V162H76ZM215 163H216V164H215ZM217 163H218L219 165H217ZM13 164H12V162H11V164H9L8 166L11 167V165H13ZM31 164H32L33 167L31 166ZM44 164H45V165H44ZM74 164H75V163H74ZM42 165H44V166H42ZM46 165H47V168H51V169H48V170L45 169V168H46ZM60 165H61V166H60ZM178 165H180V167H179ZM0 166H2V165H0ZM30 166H31L33 169H32ZM10 167H8V169H6V170H8V171H9V170H12L11 173L13 172V168H14V167H15V169H16L17 167L21 169V167H19V165L17 166V164H16V165H13V166H12L13 168L11 167L12 169H11ZM43 167H44V168H43ZM55 167H56L57 169H56ZM59 167H60V169H59ZM61 167H62V169H63L62 172H61ZM63 167H64V168H63ZM166 167H167V168H166ZM168 167H169V168H168ZM187 167H188V166H187ZM221 167H220V168H221ZM9 168H10V169H9ZM18 168H17V170H16V171L18 172V175L21 174V175H23V177L26 176V178L23 179L22 177H20L21 175H19V176H18L17 174H16V176L14 175V180H15V181H13V182L15 183V182L17 181V184H16V183L14 184L15 188H17V185L19 186V184H18L19 182L21 183V181H23V180H26V181H27V178H29V176H28L29 174H28V175L26 174V173H27V171H26L27 168H26V167H25V169H26L25 171H26V172L24 171L25 175H24V173H22L23 170L21 169V170H22V171H21V170L18 169ZM34 168H35V169H34ZM36 168H37V169H36ZM54 168H55V169H54ZM181 168H182V169H181ZM188 168H189V167H188ZM23 169H24V168H23ZM52 169H53V170H52ZM64 169H65V170H64ZM174 169H175V170H174ZM232 169L235 170V168H232ZM236 169H237V168H236ZM0 170H1V172H5V171H4L5 169L3 168V166H2V169H1V167H0ZM2 170H3V171H2ZM18 170H19L20 172H19ZM30 170H31V171H30ZM41 170H40V171H41ZM43 170H42V172H43ZM46 170H47V171H46ZM170 170H171V171H170ZM183 170H184V169H183ZM219 170H220V169H219ZM237 170H238V169H237ZM237 170H236V173H238V174L240 173V175L242 174V177H244L245 179H247V178L249 177L247 180H245V181H248V183L251 182V183H253V184H255V183L257 184V181H258V180H256V178H257L259 175H260V176H259L257 179H259V180L261 179V180H260V182L258 181V184H259V183H264V181H262V180H264V179L260 178V177H261L262 175H264V174H262V175L259 174V175L256 176V175H253L250 171L247 172V170H246V172H247L248 174H246L244 170H243V171H239V170H240V169H239L238 172H237ZM8 171H6V174H9V176H12V175H10V172L8 173ZM16 171H15V172H16ZM40 171H38V172H40ZM68 171H69L70 173H69ZM220 171L222 172V170H220ZM223 171H224V169H223ZM15 172H13L12 174H15ZM180 172H178V173H180ZM241 172H242V173H241ZM40 173H41V172H40ZM40 173H38V174H40ZM55 173H57V172H55ZM63 173H64V174H63ZM173 173H174L175 175H174ZM222 173H224V172H222ZM243 173L246 174L247 176L244 175ZM41 174H44V173H41ZM47 174H48V173H47ZM34 175L37 176V174H34ZM248 175H250V176H248ZM252 175H253V176H252ZM17 176H18V177H17ZM39 176H40V177H39ZM39 176H37V178H41V177H42L41 175H39ZM48 176H51V177H52V175H50V173L48 174ZM171 176H172V178H171ZM174 176H176V177H174ZM15 177H16V178H15ZM19 177H20L21 179H23V180L20 179V180L18 181ZM237 177H238V179H239V178L243 179L242 177H239V176H237ZM251 177H252V178H251ZM49 178H50V177H49ZM173 178H174V179H173ZM253 178H255V179H253ZM42 179H43V177L41 178V184H42ZM169 179H170V180H169ZM171 179H173V180H171ZM250 179H253V180L250 181ZM43 180H44V179H43ZM180 180H181V177H180ZM239 180H240V179H239ZM38 181H40V180L37 179V182H35L37 185H38V183H40V182H38ZM243 181H244V180H243ZM243 181H241V182H243ZM245 181H244L243 183H246ZM249 181H250V182H249ZM252 181H253V182H252ZM13 182H12V183H13ZM44 182H46V181H44ZM44 182H43L42 186L45 184ZM48 182L50 183L51 181L48 180ZM48 182H46V184L44 185V187H45L46 185L49 187ZM174 182H171L170 184L168 183L169 185L167 184V186H166L167 190H168V188H169V189H170V188L173 189V187H170V186H171ZM67 183H70V182H67V181H66V184H67ZM175 183H174V184H175ZM178 183H179V182H177L176 184H178ZM251 183H250V184H251ZM10 184H11V183H10ZM36 184H33L34 187L37 186ZM64 184H65V183H64ZM70 184H71V183H70ZM70 184H69V186H68V185H65V186H68V187L71 186L70 188H68V189H69V192L71 193L73 190H75L74 192H76V191H77V190H76L77 188H75L76 186L74 187L72 184H71V185H70ZM174 184H173V185H174ZM3 185H4V184H3ZM251 185H252V184H251ZM5 186H8V184L5 183ZM5 186H3L2 189H4ZM11 186H12V185H11ZM34 187H32L33 190L31 189L32 192L35 191ZM39 187H40V188L38 189V191L41 192V193H38V191H35V192H37V193L40 194V195L43 194V196H44L45 193H44L43 191H40V190H41V188H42V190H45L46 187H45V188H44V187H41L40 184H39ZM11 188H14V187L12 186ZM11 188H10V189H11ZM15 188H14V190H15ZM37 188H38V186L36 187V189H37ZM43 188H44V189H43ZM50 188H51V187H50ZM71 188H72V191H70ZM73 188H75V189H73ZM166 188H165V189H166ZM5 189H7V191L10 190L9 187H8V188L6 187ZM5 189H4V190H5ZM46 189H49V188H46ZM66 189H67V188H66ZM68 189H67V191H68ZM4 190H3V191H4ZM12 190H13V189H11V190L9 191L10 193L8 192V194H11V192L13 193V192H17V191H19L18 188L16 189V191H14V190L12 191ZM29 190H30V188H29ZM31 190H30V192H29L30 194H28V195L26 196L27 199L25 198V199L23 200L24 202H26L25 200L28 201V198H29L28 196H30L31 193H32ZM5 191H6V190H5ZM165 191H166V190H165ZM1 192H2V191H1ZM35 192L32 193L33 196H34ZM18 193H19V192H17L16 194H18ZM1 194H3V193H1ZM38 194L35 196L36 199L38 198V197H37ZM40 195H39V196H40ZM7 196H8V195H7ZM7 196H4L5 198L1 197V198H3L1 201H3V200L6 201V200H7V199H6ZM9 196H11V195H9ZM12 196H14V193H13ZM16 196H18V195H16ZM33 196H30V198L33 197ZM10 198H11V197H9V199H10ZM30 198H29V200H30ZM35 198L31 199V201H28V202L30 203V204L28 205V206H30V208H28V207L26 206L28 209H33L34 207H36L35 204H38V206H39V203L34 202ZM39 198H40V197H39ZM95 198H96V199H94V202L91 203L92 205L90 204L92 211H93V209H95V210H94V214L97 213V214H98V217H101V218H103V219H105V220H106V218H114V217H112V216L109 214V211H108V209L105 207V205H104V203L102 202V200L99 199V198H101V197L98 195V196L95 197ZM97 198H98V199H97ZM64 200H67V199H65V197H64ZM99 200H101V201L99 202ZM11 201H12V200H10L9 202H11ZM35 201H37V200H35ZM39 201H40V199L38 200V202H39ZM28 202H26V203L28 204ZM32 202H34L35 204H34L33 207L31 208V203H32ZM68 202H69V201H68ZM68 202H66V203H67V204H70V203H68ZM2 203H3V202H2ZM4 203H6L8 206H10V205L8 204V202H4ZM4 203H3V205H5ZM11 203H12V202H11ZM26 203H25V205H27ZM32 204H33V203H32ZM67 204H65L64 206H66ZM11 205H13V204H11ZM23 206H24V204H23ZM67 206H70V205H67ZM93 206H94V207H93ZM99 206H100L101 208H100ZM10 207H11V206H10ZM95 207H97V208H95ZM23 208H24V207H23ZM96 209H97V210H96ZM95 211H96V213H95ZM98 211L100 212V215H99ZM9 213H11V215L9 214L8 217L13 215L12 212H9ZM96 216H97V215H96ZM8 217H6V220H7V221H8V219H7ZM3 220H4V219H3ZM6 220H5V221H6ZM9 220H11V219L9 218ZM93 221H94V220H93ZM105 222H106V221H105ZM24 227H25V228H24ZM18 228H20V230L17 229V231L19 230V232H21V230L25 229L27 232H25V231H24V232L27 233V234L29 233V232H28V229H26L27 226H24L23 224H22V227L19 226ZM21 228H23V229H21ZM77 228H78V227H77ZM22 232H23V231H22ZM24 232H23V233H24ZM76 232H77V231H76ZM79 233H80V231H79ZM81 235H82V234H81ZM83 237H84V236H83ZM85 238H86V235H85L84 239H85ZM81 241H82V240H81ZM79 244H80V243H79ZM160 260H161V259H160ZM169 264H171V262H170Z\"/></svg>","mask_w":264,"mask_h":264}]
</instances>
